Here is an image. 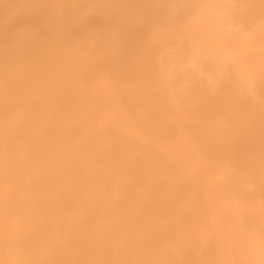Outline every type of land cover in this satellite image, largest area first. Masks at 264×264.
<instances>
[{"label":"rangeland","instance_id":"1","mask_svg":"<svg viewBox=\"0 0 264 264\" xmlns=\"http://www.w3.org/2000/svg\"><path fill=\"white\" fill-rule=\"evenodd\" d=\"M20 1H21V6L23 8L26 6V8L22 9V7H21L20 12H18V14L16 15L15 22H13L11 25V27L14 31V34H13L14 37L17 34H22L24 32L23 28L29 22L28 19H30L29 18L30 13L28 14V12H26V13H23V12H25V11L30 12L29 9L31 8L32 4L34 3V0H20ZM168 1L169 0H149L147 7H145V9L143 11H140L138 13L139 15H137V13H135V12L131 13L134 16H132L130 14V17L127 18L128 21L126 22V25L128 26V28L130 30L132 29L131 31L135 36L139 37V40H138L139 42H138L137 47H135L132 50H129V45L124 40L125 42H122L119 44V45H121L119 50H117V49L112 50L113 49L112 48L113 43H117V41H118V40L114 39V36L117 39L120 37L117 36V33H116L118 31L117 22L114 20V18L112 20L108 17V15L110 16L111 13L114 14V12H115L113 10L114 8L112 7V4H110L109 0H67V1L66 0H60L61 7L64 11V13H63V15H64V19H63L64 28H65V30L66 29L69 30V31L66 30L68 38L72 43L79 44L77 54L74 57L75 59L72 58V59L68 60L69 63H67V67H68V70L70 72L67 70L66 71L67 74H66V76H64L66 78L64 79L63 87L68 88V86H69L68 89H65V92H66V90H67V92H66L67 94L68 93L71 94L73 92L71 95L68 94V96H67V94L66 95L64 94L65 98H64V101H62V104H63L65 112H66V120H67L68 114H69L68 111L69 110L71 111L74 109L75 110L79 109L78 111H80V112H79L78 116L82 117L81 120L83 118L85 120H86V118L87 119L89 118L87 120V123H89L90 119L95 120L96 123L93 122L94 126H93L92 120H91V123L89 125L86 122H83V120H82L83 124H82L81 120H80L81 124H80V122L74 124V125H76V128L78 127L80 129V132H79L78 128H77V131L75 128V132L76 133L79 132V134L77 133L76 136H78V138H79V136L81 135V130H82V132H84V131L87 132L86 130H88L89 132H91L92 135L95 136V140L92 139L93 142H95L98 145V147L100 145H102V147L100 146L101 152L99 151V148H97L99 155L97 154L98 156H96V154L94 155V151H95L94 148L97 147V145L91 141L94 144V145L89 146L90 150L94 149V151L93 150L91 151V154L93 156H95V158L100 157L101 161L98 163V165L91 164L92 160H94V157L92 155H90L91 156V159L89 162L90 165L88 164L87 168H89V166H91L89 168V171L92 170L93 172H98L96 175H97V178H98V175L100 178L97 180H99V181L103 180V182L100 181V183L102 182L101 183L102 185L103 184L107 185V186L105 185L107 187V189H105L106 187H104V185L101 186L99 181H97L98 182V184H97L98 188L104 189L106 191L108 190L107 192H105L106 195H108V194L110 195V193H111L112 195L116 196L115 197L116 199H114L113 196L110 195L109 198L112 197L110 199L111 200L114 199V200L110 201V199L105 198L106 195H104L105 196L104 197L105 203L111 202L113 204V208L115 206L117 208L115 207L114 208L115 210L113 208L112 209L108 208L106 211H105V209H103L104 212H101L100 216H99V217H101V215H102L100 220L103 222V226L104 227L108 226V228H109V225L111 227L112 226L111 224H114L116 221H125V222L128 221L129 222V220L130 221L133 220L135 223L132 225L133 221L130 222L132 227L140 225V227L143 226V228H144V226L147 223H150L152 221H154V222L160 221V223H163L162 226H167V227L173 226L174 227V228L172 227L173 230L167 229L164 232V233L168 232L165 235L166 238L163 235L165 240H164V238L161 239L159 246L157 244V246L154 247V249L152 248L153 250L148 248V252H147V250H145L147 247H145L144 249L141 248L143 246H141L140 243L139 244L136 243L137 247H135L136 244H134L135 246L134 245L132 246L133 249L131 248L132 252H130V254H131L130 259L132 258L131 259L132 261H136L135 259H138L137 261L142 259L140 261V263L143 261L141 264H145L146 262L149 263L150 261L153 264H170V263L172 264L174 261L178 262V260L181 261V262L179 261V264L180 263L185 264V262H183L182 259H188L187 260L188 262L185 260L186 264L187 263L188 264H195V263L197 264L198 261H200V260L203 261V258L205 261L206 257H204V256H207L206 261L203 262L205 264H207L208 262H209L208 264H264V247H263V244H264V207H262V206H264V168H263L264 167V165H263L264 164V161H263V158H264L263 153L264 152H262V151H264V149H263V145L261 144L262 142L264 143V141H263L264 139H261L262 137L264 138V135H263L264 129L262 130V128H264V120H262V122H263L262 123L260 118H256V115H257L256 113L259 112L261 114L258 113L257 116L264 119V110H263L264 109V105H263L264 104V81L263 82L261 81V79L262 80L264 79V67L262 70L259 69L264 65V55H263L264 54V12L262 10L264 8L263 7L264 2L262 3L263 0L261 1V3H259V0H230V1L228 0V3H226L227 0H205L204 2L202 0H200V1L199 0H171L169 2ZM180 1H182L181 2L182 4L180 3ZM197 1H198L199 5H196ZM252 1H254V2H252ZM28 2H30L31 5ZM74 2H77L76 3L77 7L75 9H73V5H74L73 3ZM125 2L126 3L129 2L130 4H133L136 1L135 0H126ZM201 2L203 4V6H200ZM256 2L258 3V7L255 5ZM172 3H174V4H172ZM225 3L230 4V5H226ZM253 3H254V5H252ZM96 4H98V5L96 6ZM213 4H214V6L211 9L210 7ZM222 4H224V5H222ZM28 5H29V7H28ZM149 5L151 7H148ZM104 6H106V7H105V10L103 11L102 9ZM253 6L255 9L253 8ZM169 7H171V8H169ZM175 7H176V9H175ZM206 7H207V9H205ZM219 7H220V9H219L220 13L218 11ZM261 7H262V9H260ZM160 8L162 9V11ZM100 9H101V11H100ZM181 9H183V10H181ZM73 11H76V12L74 13ZM105 11L108 13H106ZM180 11H182L183 13ZM206 11H208V12H206ZM213 11L215 14L213 13ZM151 13L154 15H152ZM76 14H77V17H76ZM145 14H147V15H145ZM150 14H151V16H149ZM218 14H219V16H217ZM155 15H156V17H155ZM140 16H142V17H140ZM18 17H20V18H18ZM81 17L82 18L84 17V18L80 19ZM135 17H136V19H135ZM144 17H145L146 21H145ZM22 18H23V20L20 21ZM94 18H96V19H94ZM180 18H181V20H180ZM18 19L20 22H17ZM26 19H27V21H26ZM88 19H89V21H88ZM97 19H98V21H96ZM108 19L113 21V23H115V24H113ZM154 19H156V20H154ZM81 20L83 21L82 24L84 23V21L86 23H84L82 25ZM99 20H101V21H99ZM178 20H179V22H178ZM152 21H153V23H152ZM21 22H22V24H21ZM104 22H106V23H104ZM143 22L146 24H144ZM14 23H15V25H14ZM91 23L94 24L95 26L92 25ZM23 24H25V25H23ZM85 24H87V25H85ZM98 24L101 26H99ZM135 24L137 25L138 29L136 28ZM151 25L157 26V27L152 28ZM61 26H63V24ZM83 26H85L86 28ZM92 26L95 28L98 26L96 29H94L95 31L97 30L96 32L93 31ZM172 26H174V27L176 26L175 28L177 30L175 28H173ZM143 27H145L146 29H144ZM147 27L151 28V30L149 28L147 29ZM104 28H106V29H104ZM22 30H23V32H21ZM78 30H80V32H78ZM137 30H138L139 34H138ZM143 30L145 33L143 32ZM168 30H169V32H168ZM170 30H171V32H170ZM74 31L76 32L77 35L74 33ZM79 33L81 35H79ZM110 34H111V36H110ZM218 34L220 36H218ZM123 35H124V33H123ZM255 35L257 37V40L255 38ZM258 35H261V38H260V36L258 37ZM95 36H99L96 38L97 40L95 39ZM14 37H12L10 39V41L6 40L5 42H2V41L0 42L1 49H3V53L6 55V57H12L14 54H16V50H14V47H13V46H15V45H13ZM151 37H153L154 39H151ZM106 38L109 40H107ZM146 38H148V39H146ZM213 38H214V40H213ZM221 38H222V40H221ZM211 39H212V41H211ZM254 39H255V41H254ZM114 40H115V42H114ZM205 40H208V42ZM209 41H211L212 43H210ZM258 41H259V43L256 44L255 42H258ZM148 42H149V44H148ZM97 43H98V45H96ZM213 43H215V44H213ZM213 45H216V46L213 47ZM105 46L108 48H106ZM153 46H154V48H153ZM231 46H232V48H231ZM79 47H80V50L82 49L81 51L79 50ZM147 47H149V48H147ZM211 47H213V48L210 49ZM123 49H125V50L122 51ZM215 49H217V51L219 49V51H218L219 53H217V51ZM227 49H229V53H228ZM11 50H13V52ZM107 50H109V51H107ZM212 50H213V52H211ZM251 50H252V52L256 53V55L254 53L252 55ZM148 51H149V53H148ZM114 52H117L116 54L122 53V54H118V55H125V54L130 55L129 56L130 58H126L124 60L116 58V55ZM246 52H248V53H246ZM78 53H79V55H78ZM140 54H141V56H140ZM232 54H233V56H232ZM238 54H240V55H238ZM108 55H110V56H108ZM225 56H226V58H225ZM133 57H134V59H136L137 62L141 63L142 65H144L142 63V61H143L145 63V68L148 67V68H146V71L149 70L148 72L145 71V74L148 73V74H146V76L143 74V76H141L140 81H136V82L132 81V70L125 68L126 64L129 63ZM227 57L230 58V60L227 59ZM255 57H256V59H255ZM78 59L80 61H78ZM120 60H122L123 62L122 61L120 62ZM71 61H73V62H71ZM91 61H93L94 63H92ZM97 61L101 62V63L95 64V63H97ZM104 61H105V63H104ZM124 61H125V64H124ZM240 62L244 66L239 65ZM118 63H119V65H118ZM152 63H153V65H152ZM121 64H123L122 67H121ZM94 65H97V66H94ZM108 65H110L111 67ZM153 66L155 69L153 68ZM158 66H159V68H158ZM11 68L13 69V67H9V69H8L9 74L6 73L7 75H5V77H3V76L0 77V82H1L0 83V87H1L0 88V98L4 99V102L7 104L6 109L4 111L0 112V123L2 125L5 123L4 125H7V127H10V129L12 128L10 130L11 134L13 135V136L11 135L13 138L12 139V143H13L12 146L16 147V148H13L14 151H15V149L17 150V148L19 150L15 151V152L12 151L13 155L11 154V156H12V159L16 160V161H14V163L17 162V165H20V163L18 162V159H19L20 162H22L24 165L25 171L23 172V176H24V182L25 183L21 184V188H22V186L26 187L27 191L26 192L22 191L21 194H17L16 198L13 197L12 193L10 194V192L12 191V189H11L12 184L9 183L10 178L8 176H5L4 172L1 170V168L3 169V165H4L3 163L4 162H3L2 154H1L2 151L0 149V176H1L0 177V192H1L0 193V218L3 215L5 216V217L4 216L2 217L4 220L0 219V233L3 235V236L0 235V239L4 238V236H9L12 232V229L14 228L15 223L18 221V219L20 217H23V213L20 212L16 208L17 203H15V202H17V200L20 197L22 199L30 198L29 197L30 195H28V193H27L30 191V189L28 190V188H30L32 185H34V183L37 181V178L40 175V171H39L38 166L33 165L34 167H36L34 169V167L32 166V163L30 162V159L32 158V153L35 155L36 152H38L37 151L38 149L36 147V143H38L37 139L40 140V138L42 139L44 137V136L43 137L41 136V135H43L42 130H44V128L42 129L43 125L41 124V120H42V122H47L46 118L49 117V114L53 109L52 108L53 105L59 104L55 101L54 97L52 96L53 94H51L50 92H49L50 93L49 94L48 92L42 93L39 91L40 89H38V88L39 87L41 88L44 85V83H45L44 81L43 82L40 81L39 78H37L36 76L32 77V75H29L30 76L29 77L26 74L18 73L14 69L11 70ZM101 68H102V70H101ZM110 68L112 69L113 73L111 72ZM114 68H115V70H114ZM120 68L122 70H120ZM249 68H251L250 71H249ZM123 69L125 72L123 71ZM150 69L153 71H151ZM237 69L239 70V72ZM257 70H258V73H256ZM15 72L17 73L18 76L15 74ZM72 72H74V73L72 74ZM92 72H94L95 76L93 75ZM153 72H156V73H153ZM251 72H252L253 76H252V74H250ZM96 74L98 76H96ZM107 74L109 75V78H108ZM237 74L239 75V77H237ZM243 74H245V75H243ZM246 74H248V76ZM255 74H256V76H255ZM11 75H12V77H11ZM77 75H79V76L77 77ZM116 75H117L118 79H117ZM148 75L151 77H148ZM154 75L156 76L155 79H154ZM23 76H25V77H23ZM110 76H111V78H110ZM157 76H158V78H157ZM227 76H230V78ZM240 76H242V77H240ZM19 77H21V78H19ZM121 77L123 78V80L121 79ZM147 77H148V79H147ZM244 77L246 79H244ZM6 78H8V79L6 80ZM30 78H31V80H30ZM67 78H68V80H67ZM119 78L121 79V81H119L120 80ZM128 78H130L131 81H128V80H130ZM160 78L162 80H160ZM228 78L232 80V81L230 80L231 82L230 81L229 82L231 84L233 83L232 86H234V90L231 87V85H229L230 83H228L227 81H226L227 83L224 82L225 80H228ZM32 79H34V80L32 81ZM70 79L73 81H71ZM146 79H147V81H146ZM9 80L12 83L8 82L9 83L8 84L7 81H9ZM38 80H39V82H41L42 85L39 84V82L38 83L36 82ZM90 80L92 83H90ZM158 80H159V84H158ZM241 80H243L244 82ZM15 81L17 83H14ZM18 81H19V83H18ZM70 81H71V83H70ZM151 81L153 82L152 84H151ZM130 82L131 83L134 82V83H132V85H131ZM73 83H75V86ZM163 83H165V84L163 85ZM2 84H5V86L4 85L2 86ZM17 84H20V85L18 86ZM71 84H72V86H71ZM76 84H78V85H76ZM93 84H94V86H93ZM127 84H130V85L127 86ZM153 84H154V86H153ZM223 84H225V85H223ZM104 85H107L106 86L107 89ZM117 85L119 88L117 87ZM226 85H228V86H226ZM33 86H36V87H33ZM65 86H67V87H65ZM78 86H79V88H78ZM129 86L131 87V89ZM2 87L5 90H2ZM8 87L10 89L9 92H8V90H9ZM14 87H16V88H14ZM134 87L136 89V92H134L135 94L133 93ZM138 87H141V88L143 87V88L140 89ZM226 87H228V88H226ZM72 88H74V89L72 90ZM97 88L98 89L100 88L101 91L98 90ZM113 88L116 91L113 90ZM154 88H158V89H154ZM223 88H225V89L223 90ZM34 89L37 91H33ZM70 89L72 92L70 91ZM79 89H80V91H79ZM127 89H130V92H132V93H130ZM138 89H139V91H137ZM151 89H152V91H151ZM229 89H231V90H229ZM1 90H2V92H1ZM18 90H19V93H18ZM77 90H78V92H77ZM131 90H133V91H131ZM141 90H143V91H141ZM225 90H228V91L233 92V93L232 94H230V92L224 93ZM147 91H149V93ZM221 91H222V93H221ZM35 92L37 94H35ZM157 92H158V94H156ZM14 93L16 96L14 95ZM74 93H75V95H74ZM98 93H100L101 98H100V95ZM102 93H103V95H102ZM105 93H106V96L104 98L103 96L105 95ZM108 93H109V95H108ZM136 93H138L139 95ZM150 93L151 94L153 93V95H151ZM154 93H155V95H154ZM163 93L167 97L164 96ZM220 93H221V95H220ZM8 94L10 95V97ZM31 94L32 95L35 94V95L32 96ZM110 94H111V96H110ZM223 94H225V95H223ZM227 94H228V96H226ZM234 94H236L238 97L240 96L239 97L241 99L240 104H239L240 100H236V98L237 99H239V98ZM81 95L82 96L84 95V97H81ZM115 95L118 97H116ZM156 95H158V96L155 97ZM229 95H231V97L233 95L234 97L233 98H231V97L227 98V97H229ZM2 96L3 97L5 96V97L3 98ZM36 96H38V98ZM66 96H67V98H66ZM92 96H93V98H92ZM98 96H99V100H98ZM124 96H126L125 97L126 99L124 98ZM133 96L136 97V100H134ZM152 96H153V99H152ZM161 96L163 98L165 97V99H164L165 103H168V102H169V104L172 103L170 106H172L173 109L171 107H169V105L164 104L163 101H159V100H163V98ZM6 97L9 98L8 99V101L10 100L9 102L7 101ZM45 97H48V98H45ZM49 97H51V98H49ZM72 97H73V99H72ZM159 97H160V99H158ZM222 97H225L224 103L222 102L223 101ZM12 98L14 100L18 99L17 102H15L16 100L14 101ZM87 98H88V100H86ZM109 98H111V99H109ZM140 98H141V100H140ZM147 98H149L150 100ZM167 98L169 100H167ZM219 98L222 99V101H220ZM226 98H227V100H226ZM23 99L26 101H24ZM40 99L44 103L39 101ZM123 99H125V101H123ZM137 99H138L139 104L141 101L143 103L144 102L145 103L140 104V105H136V106H142V108L146 112L148 111V114L150 117L147 115V113H146V116H144L145 111L143 109H141L140 107L135 106V109H134V107L131 108L132 105L138 104ZM145 99L148 101H151V102H152V100L153 101L155 100L152 103V105H155V104L158 105L159 103L161 105L164 104V105H162L163 108H165V110L169 109V110H167V112H169V113L165 114L166 111L164 112V109L162 107H160V105L159 106L156 105L157 107L151 106L150 105L151 102L148 103V101H145ZM156 99H158V100H156ZM30 100L32 102H30ZM35 100H36L37 105L34 104ZM49 101L54 102L55 104L48 103ZM72 101H74V102H72ZM75 101H76V103H75ZM105 101H106V103H105ZM113 101L115 104L113 103ZM129 101H134L135 104H134V102H129ZM157 101H158V103H157ZM217 101H218V103H219V101L221 103H219V105H218ZM244 101H245V103H247V105H246L247 107L243 105V104H245V103H243ZM261 102H262V104H261ZM28 103L33 104V105H29ZM72 103H75L76 105H74ZM24 104H25V106H24ZM68 104H69V106H68ZM70 104L74 105V107H72V106L70 107ZM77 104H79V105L77 106ZM84 104H86V106L88 105L87 107H90V108L85 107ZM124 104H126V105L128 104L129 106L127 105V108H125L126 105H124ZM51 105H52V107H51ZM113 105H116V106H113ZM143 105L145 106V108ZM149 105L152 108H150ZM13 106L17 109L20 108L18 110L20 113ZM31 106H33V109ZM106 106L107 107L109 106L108 109ZM77 107H78V109H77ZM83 107H85V108H83ZM128 107H130L131 109ZM154 107L156 108V110ZM22 108H23V111H22ZM118 108H120L122 110V112H120L121 110ZM157 108H159V109H157ZM28 109H31L32 111H30ZM45 109H47V111H44ZM89 109H91V110H89ZM132 109L135 111H132ZM136 109L138 112L136 111ZM151 109H154V110H151ZM174 109H176V110H174ZM257 109L259 110L258 112H257ZM10 110H11V112H10ZM27 110L30 112V114ZM35 110L38 113H36ZM92 110H94V111H92ZM129 110H130V112L132 111V114L129 112ZM255 110H256V113H255ZM34 111H35V113H34ZM48 111H49V113H48ZM84 111H85V113L87 112L88 114L86 113L87 115H85L83 113ZM139 111L141 113L144 112V114H139L140 113ZM160 111H162V112H160ZM172 111L174 114L172 113ZM177 111H178V113H177ZM250 111H252L255 114V117L253 116L254 118L252 117V115H250V114H253ZM23 112H26V113H23ZM105 112H106V114H105ZM109 112H110V114H109ZM112 112H113V116H112ZM124 112H125V115H124ZM127 112L130 113L129 116H128ZM163 112H164V114H162ZM9 113H11V114H9ZM80 113H82L83 115ZM114 113H115V115H114ZM119 113L121 114V116ZM137 113L139 115H137ZM170 113L173 115H170ZM117 114H119V115H117ZM133 114L135 116H133ZM9 115H11V116H9ZM88 115L92 116V118L88 117ZM123 115L125 116V118ZM3 116H5V117H3ZM15 116H17V118ZM26 116H29V117L27 118ZM35 116L36 117L39 116L41 118H39V117L36 118ZM42 116H43V118H42ZM142 116L147 117V118L148 117L151 118L153 116H155V117L152 120L148 118L149 119L148 120L147 118H143ZM168 116L169 117L171 116L170 119L168 118ZM6 117H8V118L6 119ZM11 117L13 118V122H12ZM18 117L19 118L21 117L20 120H21V122L23 121V123H22L23 126L25 125L24 122L26 123V122H28L27 120L33 118L31 120H33L34 123L31 124L28 122L29 123L28 126L26 124L24 128L30 130L28 132H31L33 130L31 136L35 137L34 138V144H35L34 149L29 150L27 147H24L25 145L20 146V147H24V148L19 147V142H20L21 137H15L16 135L18 136V134L21 136L19 130H17V132H16V129H18V126L21 124V122H19V120H18L19 119ZM14 118L17 120V123H15L16 120ZM107 118H108V122H110L112 124L107 123V120H106ZM117 118H118V120H117ZM255 118L258 120H255ZM5 119L7 120V123H6ZM56 119H58V117L55 118V121L58 123L60 118H59V120H56ZM99 119H100V123H99ZM101 119L103 120V122L105 120V123H103ZM155 119H156V122L158 120L157 125H156ZM1 120H2V122H1ZM4 120H5V122H4ZM9 120H11V124H10ZM111 120H112V122H111ZM150 120H151V122H150ZM153 120L155 123H153ZM123 122H124V124H123ZM131 122H133V123H131ZM135 122L136 123L138 122L137 123L138 125ZM172 122H173V124H172ZM12 123H13V126H12ZM97 123L100 125L99 127H98ZM159 123H161V125ZM260 123H262L263 126ZM141 124H143L144 128ZM8 125H11V126H8ZM102 125H103V127H102ZM106 125H107V127H106ZM111 125H113V126H111ZM147 125H149V126H147ZM14 126H16V127H14ZM84 126L86 127V129L82 128ZM92 126H93V128H92ZM31 127H32V129H30ZM90 127H91V129H89ZM95 127H97V128H95ZM128 127H130V128H128ZM257 127L259 129H256ZM131 128H133V129H131ZM138 128L139 129L142 128V129L138 130ZM92 129H96V130H94V132H93ZM99 129H100L102 134L100 133ZM150 129L155 130L156 132L152 131ZM142 130H143V132L146 131L145 132L146 134L143 133ZM172 130H173V132H172ZM36 131H37V133H36ZM40 131H42V132H40ZM150 131H152L151 134H150ZM160 131H162V132H160ZM210 131H212V132H210ZM255 131H256V134L258 133L257 135L261 136V137L258 138V136L255 134ZM38 132L40 135L38 134ZM104 132H105V134H104ZM167 132H168V134L171 133L170 134L171 136L173 135L171 137L172 140L170 138V135L166 134ZM93 133H95V134H93ZM140 133H142V134L140 135ZM160 133H161V135L165 134L166 136L165 135H163V136L164 137L168 136V138L166 139V138L162 137L160 135ZM204 133H206V134H204ZM207 133H208V135H207ZM209 133H210V135H209ZM260 133H261V135H260ZM153 134H155V136ZM146 135H147V137H146ZM245 135L247 137H245ZM248 135H249V137H248ZM36 136H38V138H36ZM76 136H74L73 138H76ZM115 136L116 137L118 136V137L116 138ZM151 136H152V138H149ZM174 136L176 139L173 138ZM235 136H236V138H235ZM96 137H99V138H96ZM103 137H104V139H103ZM154 137H156V139ZM159 137H161L163 140L160 139ZM232 137L234 138L235 141H232L233 140ZM239 137L243 138V139H240ZM122 138H123V140H122ZM142 138H144V140ZM157 138L160 139L161 141L157 140ZM255 138H257V139L255 140ZM218 139H219V143H218ZM224 139H226V140H224ZM35 140L37 142H35ZM97 140H99L100 142ZM149 140H150V142H149ZM152 140H155V141H152ZM237 140H239L240 144H237L238 143ZM241 140L245 144V148H246V146L248 148H246V149L243 148L244 144L243 143H242L243 145L241 144ZM76 141H77V139H76ZM76 141H74V142L76 143ZM156 141H157V143L159 142L160 144H157ZM224 141H226V142L228 141V144H226ZM14 142H15V144H14ZM74 142H73V144H74ZM167 142H168V144H167ZM221 142H222V144H221ZM223 142L226 145H224ZM233 142H235V144ZM252 142H253V146L255 147V149H257L259 147V145L260 146L262 145V147L253 151L254 148L252 146ZM254 142H257V143L254 144ZM259 142H260V144H259ZM67 143L64 142V144L63 143L62 144L66 145ZM153 143H155L157 145V147L154 146ZM248 144H251L250 147H252V148H249ZM221 145L225 146L227 149ZM66 146H68V145H66ZM93 146H94V148H93ZM237 146H238V148H243V149H237ZM256 146H258V147L256 148ZM91 147H92V149H91ZM163 147H165V148L163 149ZM173 147H175V148H173ZM232 147H233V149H232ZM25 148H27V149H25ZM101 148H103V149L106 148L107 151H104ZM121 148H123V149H121ZM176 148H177V150H176ZM224 148H225V150L223 151ZM230 148H231V150H230ZM124 149H125V152L127 155H125V153L122 152V151H124ZM130 149H131V151H130V153H128V150H130ZM235 149H236V152H235ZM244 149H245V153L248 152V154L251 156L256 151L259 153L256 152L257 155H256V153L254 154V155H256V157L253 156L251 158V156L249 157L248 154L245 155V153H244V155H243L242 150L244 152ZM247 149H249V150H247ZM250 149L253 153H251ZM28 150L31 153H29ZM108 150H109V152H108ZM134 151L137 153H135ZM168 151L170 153H172V155L176 158H173V156L170 153H168ZM228 151H231V153ZM222 152H224V153H222ZM20 153L22 155H19ZM159 153H160V155H159ZM162 153H164V154L162 155ZM233 153H235V155ZM26 154H28V155L30 154L31 156L29 155L27 157ZM100 154H102V157ZM128 154H131L132 156L131 155L129 156ZM141 154H143L144 157H146V156L148 157V155H149L148 161H146V160L143 161L140 158ZM229 154H233L234 156H236V154H237L238 157L236 156L234 158L233 155H232L233 157H231V155H229ZM240 154H242V155H240ZM258 154H260V156H262L261 160H259ZM107 155H109V156H107ZM239 155L241 156L240 159H239V157H240ZM163 156L165 159H167L168 162L163 158ZM109 157H111V158H109ZM112 157L114 158V160L112 159ZM116 157H117V159H116ZM150 157H151V159L153 158V160H151ZM247 157H249V158H247ZM50 158L52 159L51 161H53V162H51V161L50 162L53 164L55 162V159L53 157H50ZM104 158H107V160H105ZM131 158L132 159L134 158V161L135 160L136 161L134 162ZM136 158L139 160H137ZM108 159L109 160L111 159V161L113 160L112 163H113L114 167H112V168L110 167V166H112V163ZM256 159L261 161V163L257 162ZM98 160H99V158H98ZM149 160H150V162H149ZM130 161H131V163H130ZM159 161H161V162H159ZM101 162L103 164L102 166H100ZM138 163H140V164H138ZM145 163H146V165H144ZM151 163H153V165ZM167 163H169V165ZM125 164H127V168H125L126 167ZM172 164H175V166L173 167ZM108 165H110V166H108ZM136 165H138V166H136ZM156 165H158V166H156ZM166 165L168 167H166ZM176 165H178V167H176ZM96 166H100L101 168L96 167ZM104 166H106V168L108 166L109 170L106 168H102ZM152 166H154V167L152 168ZM138 167H141L140 168L141 170ZM164 167H166V169ZM156 168H158V169H156ZM160 168L162 169V172L158 171ZM94 169H96V170L94 171ZM148 169L151 171V173ZM155 169L157 170L156 173H155ZM180 169H182V170H180ZM37 170H38V172H37ZM102 170L104 171V173ZM131 170H134V171H131ZM163 170L164 171L166 170L165 171L166 173ZM100 171H102V172H100ZM139 171H141V173H144V172L145 173L144 174H141V173L138 174ZM152 171H153V173H152ZM181 171H183V173ZM189 171L191 173L193 172L194 176L191 175V173ZM132 172H134V173H132ZM184 172L186 173V177L188 176L187 178L185 177ZM195 172L197 173L198 176H195L196 175ZM37 173H38V175H35ZM72 173H71L70 177H73V176L76 177L77 172L73 171ZM105 173H106V175L109 176L108 178L106 177ZM127 173H130V174L128 175ZM162 173H163V175L165 174L164 177L161 176ZM168 173L169 174L171 173L172 175H169ZM119 174L122 175V176H120L121 178L119 177ZM166 174H167V176H166ZM77 175H78V173H77ZM103 175H104L105 179H104ZM136 175L137 176L143 175L142 180H144V179L145 180L141 181V182L143 183L145 181H148V183L147 182L146 183L149 185H147L146 183L145 184L153 192L156 191L155 194H153V195H152L153 192L150 193L151 191L145 192V194L143 193V191H141L145 195V197H144V195L142 193H140V190H142V189L138 190L136 188V187H138V188H141V187L137 185L136 187H134L135 190L132 191L133 192L132 194L135 196V194L140 193L138 195L139 197H137V195L135 196L136 201H138V203L136 201H133L135 199L134 196H133V198L131 196H129L128 197L129 199L127 198V200L123 196H122L123 198L120 197L121 196L120 195L121 188L124 185L130 184V182L133 180V177ZM144 175H146V176L148 175V177H147L148 179H146V176L144 177ZM173 175L175 177H173ZM116 176L119 178H117ZM160 176H161V178H160ZM165 176H166V178H165ZM66 177H68V176H66ZM110 177H112V178H110ZM176 177H178V178H176ZM14 178L17 179L16 176H14ZM149 178H150V181H149ZM162 178H164V179H162ZM169 178H170V180L172 179L173 181L171 180L172 181L171 182L170 180H168ZM180 178H183V179H180ZM192 178L196 183L194 181L192 182ZM109 179L112 182L109 181V183H107V181ZM112 179L116 180V181L114 182ZM140 179H141V177H140ZM153 179L157 180V181L159 180V181L157 182V181H154ZM160 179H161V181H160ZM187 179L190 181H188ZM31 180H33V181H31ZM165 180H167V181H165ZM177 180H180L179 182H183V183H179V182H177ZM200 180H201V182H200ZM122 182L126 183V184H122L123 186L121 184H119ZM166 182H169V183H166ZM176 183H177V185H176ZM184 183H186L189 186H185ZM204 183H205V185H204ZM114 184H115V186H113ZM161 184L162 185H173L172 188H174V189L175 188L178 189L179 188L178 184L179 185L181 184L182 188L184 190L182 188H179V189L182 190L183 193H185L184 198L187 197V201L184 200L182 203L183 205H181L180 201H182L181 199H183V196H181V195H183V193L181 194V191L180 190L177 191V189L176 190L170 189L171 186H169V187L165 186L166 189L164 188L165 190L164 189L161 190V188H162ZM200 184H201V186H199ZM213 184H214V186H213ZM117 185L119 186V188ZM146 185L144 187H147ZM156 185H158V186H156ZM181 185H180V187H181ZM183 185L185 187H190L191 185H192L191 187H193V186H195V187H193V189L191 187H190L191 189L188 188V190H189V193H188L187 192L188 190H186V188L183 187ZM6 186H8V187H6ZM174 186H176V187H174ZM159 187H161V188H159ZM196 187L197 188L199 187V188L197 189ZM154 188H156V189H154ZM157 188L160 189V191H161L160 193H159V190ZM167 188H169V189H167ZM204 188H206V189H204ZM110 189H113L114 192L112 190H111V192H109ZM136 190H138V192ZM168 190H170V194L172 192L171 196H168V195H170ZM185 190H186V192H184ZM2 191H3V193H2ZM175 191H176V193H178V195L174 193ZM190 191H192V193ZM135 192H137V193H135ZM164 192H166L168 194H166ZM208 192H209V195H208ZM148 193H150V194H148ZM161 194H163V196ZM187 194L190 195L191 197L186 196ZM191 194H194V195H191ZM11 195H12V197H11ZM141 195H143V197ZM2 196L4 199L2 198ZM164 196L168 197V199L167 198L165 199ZM173 196H176V199ZM192 196H194L195 198ZM147 197L148 198L151 197V198H149V200H148ZM170 197H172L173 202H172ZM120 198H121L123 203L121 202ZM139 198L142 199V201ZM177 198L180 200L179 201L180 205L178 204V202H175L177 200ZM151 199L153 200V203H152ZM164 199H165V201H164ZM188 199H189V201H188ZM117 200L118 201L120 200L119 202H121L122 204L118 203ZM154 200H156V201H154ZM166 200H168V201H166ZM190 200H194V202H196V204ZM157 201H158L159 205H158V203H156ZM124 202L126 203V205H129L128 208L130 207V210L127 208L126 205H124L125 204ZM132 202H133V204H132ZM168 202H169V204H168ZM174 202L177 203L178 205L177 204L174 205ZM188 202H190V203L188 204ZM134 203L136 204L137 207L135 206ZM138 204H139V206H138ZM166 204L169 206L168 208H170L171 207L170 204H172L173 210L175 212L172 210V207L170 209H168L166 207L167 206ZM123 205H124V207H123ZM132 205H133L134 209H133ZM176 205L179 206V209L181 207L182 210L185 207H187V208H185L186 211L188 210V212L186 213L187 215L184 214L185 209H184V212L180 211V213L182 212L183 214L178 213L181 216L176 214L177 212H179L178 207H174ZM185 205H187V206H185ZM145 206L147 208H145ZM121 207H123V209H121ZM131 207H132V210H131ZM142 207L144 209L143 211H142ZM161 207H162V210H161ZM92 208L93 209L96 208L95 203L92 204ZM124 208H125V210H124ZM135 208H137V209H135ZM188 208H191V210ZM127 209L129 211H127ZM163 209L165 211H163ZM90 210H92V209L90 208ZM108 210H110V211L108 212ZM168 210H170V213ZM132 211H134V213ZM141 211H142V213H141ZM167 211H168V214L166 215L165 212H167ZM171 211H173V212H171ZM189 211L191 213H189ZM122 212H124V213L122 214ZM138 212H139V214H138ZM148 212L151 214L152 218H149V214H147ZM140 213H141V215H140ZM159 213H161V214H159ZM188 213H189V215H188ZM17 214H19V217ZM74 214L76 215L77 218L78 217H79V219L81 218V215L79 216L78 212L76 213V211H75ZM126 214H127V217H126ZM132 214L135 217H133ZM156 214H157V216H156ZM158 214H159V216H158ZM171 214L173 217H171ZM175 214L178 216H176ZM153 215H155V216H153ZM184 215H186V216H184ZM190 215H191V217H190ZM115 216H117V218H121V216H122V219H114V218H116ZM143 216L147 217V219H144ZM182 216L184 218L185 217L186 218L183 219ZM187 216L190 217L188 220H187ZM103 217H105V218L103 219ZM110 217L112 220L110 219ZM129 217H132V218H129ZM136 217H137V219H136ZM157 217H159V218H157ZM177 217H180V218L182 217V219L177 218ZM191 218L194 220H191ZM107 219L109 221L110 220L111 221L108 222ZM141 219H143L142 220L143 222L141 221ZM163 219H164V221L167 219V221L165 222V225H164ZM183 220L184 221L187 220V221L183 222L184 225H183V223H180ZM190 220H191V223H190ZM137 221H138V223H136ZM187 222L192 224L191 227L193 226L192 228L195 229L196 231L193 230L192 228H189L190 225L187 226V228H189V229H185L184 228V227H186L185 223L188 224ZM109 223H111V224H109ZM143 223H146V224H143ZM177 223H179L180 225H177ZM175 229H177L178 231ZM179 230H181V231H179ZM184 230H186V231H184ZM179 232H183V233L185 232V233L183 235V233L179 234ZM193 232H194V234H196V235H194V237L192 234L191 235L186 234V233H193ZM170 233L172 234V236ZM200 234H202V235H200ZM180 235H181V238H183V240H181ZM184 236H187V237L189 236L188 238L190 239L191 243H189L187 245L186 241L184 240V239H186V237H184ZM191 236L194 239L196 236V239L197 240L199 239V240L198 241H196V239H195V241L191 240L192 239ZM175 237L179 238L180 240L176 239V241H175ZM202 237L204 240L202 239ZM200 238H201V240H200ZM189 239H186V240L189 242ZM163 240H164V242H163ZM172 240H174V243H172ZM181 241H182V243H183V241H185V243L181 244ZM192 241H194V242H192ZM194 243L197 245L196 246L197 248L195 246H192V247L190 246V244L194 245ZM185 244L187 245V247ZM139 245H140V247H139ZM260 245L262 247H259ZM178 246H180V247H178ZM157 247H158V249H157ZM188 247H191V249H192V250L190 249L191 253H190ZM193 247H195V248L193 249ZM184 248H185V250L187 249V251H189V252L184 253L183 252V251H185ZM206 248H207L208 252L206 251ZM162 249H163V252H161ZM204 249H205V252H204ZM137 250H138V252L145 250L146 252H144V254H143V255H145V257L143 255H141L142 253H138ZM150 250H152L153 252H151ZM195 250L196 251L198 250V252L200 251L199 255H198V252H195ZM209 250H210L211 254H210ZM192 251H194V252H192ZM201 252H202V255H203V253L205 254L202 258H201V256H202ZM183 253H184V255L186 254L185 256H187V257L184 258L181 255ZM191 254L193 255V258L196 259L197 261L196 260L194 261V259H193V260H190V262L192 261V263L189 262V259L192 258ZM140 256H142L144 259L147 258L146 262ZM147 256L150 258L149 260H148ZM173 256H174V258H173ZM189 256H190V258H189ZM209 256L211 257L210 259H209ZM181 257H182V259H181ZM169 258H170V260H169ZM201 261L198 264H201L202 263ZM152 263H149V264H152Z\"/></svg>","mask_w":264,"mask_h":264},{"label":"bare ground","instance_id":"2","mask_svg":"<svg viewBox=\"0 0 264 264\" xmlns=\"http://www.w3.org/2000/svg\"><path fill=\"white\" fill-rule=\"evenodd\" d=\"M67 1V0H66ZM110 1V4H112V7L114 8L113 10L115 11L114 12V14L113 13H111V15L109 16L108 15V17L110 18V19H112L113 20V18H114V20L117 22V25H118V31L116 32L117 33V36H119L120 38H115V36H114V39L115 40H118L117 41V43H113V49L112 50H114V49H117V50H119V48L121 47V45H119L120 43H122V42H127L128 43V45H129V50H132V49H134L135 47H137V45H138V40H139V37H137V36H135L133 33H132V29L130 30L129 28H128V26L126 25V22L128 21L127 20V18L128 17H130V14L131 13H133V12H135V13H137V15H139L138 13L140 12V11H143L144 9H145V7H147V4H148V2H149V0H135L136 2H134L133 4H130L129 2L128 3H126L125 1L126 0H109ZM169 1H171V0H169ZM168 1V2H169ZM200 1V0H199ZM203 2L205 1V0H202ZM230 1V0H229ZM261 1L262 0H259V3H261ZM173 2V1H172ZM182 1H180V3H181ZM211 2V1H210ZM220 2V1H219ZM218 2V3H219ZM252 2H254V1H252ZM258 2V1H257ZM256 2V6L258 7V3ZM264 2V0L262 1V3ZM30 5H31V3L30 2H28ZM77 2H74L73 4V9H75L76 7H77V4H76ZM197 3H198V1H197ZM196 3V5H199V3L197 4ZM207 3V2H206ZM212 3V2H211ZM226 3H228V0L226 1ZM225 3V4H226ZM25 4V3H24ZM172 4H174V3H172ZM182 4V3H181ZM201 4H202V2H201ZM200 4V6H203V4L201 5ZM98 4H96V6H97ZM161 5V4H160ZM195 5V4H194ZM222 5H224V4H222ZM226 5H230V4H226ZM233 5V4H232ZM252 5H254V3L252 4ZM261 5V4H260ZM25 6V5H24ZM65 6V5H64ZM107 6V5H106ZM106 6H104L103 7V11L105 10V7ZM167 6V5H166ZM206 6V5H205ZM208 6V5H207ZM210 6V5H209ZM214 6V4L213 5H211V9H212V7ZM221 6V5H220ZM255 6V7H256ZM263 6V5H262ZM21 1L20 0H0V42L2 41V42H5L6 40H9L10 41V39L12 38V37H14L13 36V34H14V31H13V29H12V27H11V25H12V23L13 22H15V19H16V15L18 14V12H20V9H21ZM28 7H29V5H28ZM148 7H151L150 5L148 6ZM185 7V6H184ZM198 7V6H197ZM264 7V6H263ZM24 8H26V6L24 7ZM23 7H22V9H24ZM165 8V7H164ZM169 8H171V7H169ZM168 8V9H169ZM209 8V7H208ZM209 8V9H210ZM253 8H254V6H253ZM110 9V8H109ZM147 9V8H146ZM161 9V8H160ZM175 9H176V7H175ZM205 9H207V7L205 8ZM204 9V10H205ZM215 9V8H214ZM220 7L218 8V11H219V13H220ZM255 9V8H254ZM258 9V8H257ZM260 9H262V7L260 8ZM30 10V12L29 11H25V12H23V13H26V12H28V14L30 13V19H28V23H27V25H25V24H23V25H25L24 26V32H23V30L21 31V32H23L22 34H17L15 37H14V40H13V45H15V46H13L14 47V50H16V54H14L12 57H6V55L3 53V49H1V46H0V77L1 76H3V77H5V75H7L6 73H8V69H9V67H13V69L15 70V71H17L18 73H21V74H26V75H32V77L33 76H36L37 78H39V80L40 81H44L45 83H44V85L40 88H38V89H40L39 91L40 92H42V93H44V92H50L51 94H53L52 96L54 97V99H55V101L57 102V103H59L58 105H56L54 102H51V101H49L48 103H53V104H55V105H53V107H52V105H51V107L53 108H51L52 109V111L50 112V114H49V117L48 118H46V120H47V122H42V120H41V124L43 125V127H42V129L44 128V130H42L43 131V135H41L43 138L41 139L40 138V140H38L37 139V141H38V143H36V147H37V151L38 152H36V154L34 155L33 153H32V158L30 159V162L32 163V166L33 165H36V166H38V168H39V171H40V175H39V177L37 178V181L34 183V185H32L30 188H28V190L30 189V191L29 192H27L28 193V195H30L29 197L30 198H28V199H22L21 197L17 200V202H15V203H17L16 204V208L20 211V212H22L23 213V217H20L19 219H18V221L15 223V225H14V228L12 229V232H11V234L9 235V236H4V238H1L0 239V264H141L140 263V261L142 260V259H140L139 261H137L138 259H135L136 261H132L131 259H130V252H132L131 251V248H132V246L134 245V244H141V246H143V247H141V248H145V247H147L145 250H147V252H148V248L149 249H154V247H156L157 246V244H158V246H159V243H160V241H161V239H163L164 237H165V235H166V233H168V232H166V233H164L167 229H169V230H173V224L171 225L172 227H167V226H162V224L163 223H160V221L158 222H154V221H152V222H150V223H143V224H146L145 226H144V228H143V226L142 227H140V225H137V226H133L132 227V225L133 224H135L134 223V221L133 220H131V221H133V223H132V225L130 224V220H129V222L128 221H114L115 223L114 224H111V223H109V224H111L112 226L110 227V225H109V228H108V226L106 227H104L103 226V222L100 220L101 219V217H102V215H101V217H99L100 216V213L101 212H104L103 211V209H105V211L108 209V208H113V204L111 203V202H108V203H105V198H108V199H110V198H112V197H110L109 198V196L110 195H112L111 193H110V195L108 194V195H106L105 194V192H107L106 190H104V189H101V188H98V186H97V184H98V182L97 181H99V180H97V179H99L100 177H99V175H98V178H97V173L98 172H93L92 170L91 171H89V168L91 167V166H89V168H87V166H88V164H89V162H90V159H91V156L90 155H92L91 154V151L93 150L94 151V149H95V151H94V155L96 154V156H98L99 154H98V151H97V148H99V151L101 152V150H100V146L102 147V145H100L99 147H98V145L95 143V142H93V140L92 139H94L95 140V136L94 135H92L91 134V132H89L88 130H86L87 132H85L84 130L86 129V127L84 126V127H82V128H85L83 131L84 132H82V130H81V135L79 136V138H78V136H76V134L78 133L79 134V132H80V129L78 128V130H79V132H75V128H76V125H74V124H76V123H79L80 122V120H81V116L79 117L78 115H79V112L80 111H78L79 109H78V107H77V109L78 110H67L68 112H69V114H68V118H67V120H66V112H65V109H64V106H63V104H62V101H64V98H65V95L67 94L66 92H67V90H66V92H65V89H68L69 88V86H68V88H64L63 87V82H64V79L66 78V77H64V76H66V74H67V70H68V67H67V63H69V61L68 60H70V59H72V58H74L75 57V55L77 54V51H78V45L79 44H76V43H72L70 40H69V38H68V35H67V32H66V30H65V28H64V23H63V19H64V15H63V13H64V11H63V9H62V7H61V3H60V0H34V3L32 4V6H31V8L29 9ZM173 10V9H172ZM181 10H183V9H181ZM263 10V12H264V8L262 9ZM261 10V11H262ZM23 11V10H22ZM66 11V10H65ZM100 11H101V9H100ZM138 11V12H137ZM161 11H162V9H161ZM211 11V10H210ZM216 11V10H215ZM222 11V10H221ZM258 11V10H257ZM260 11V12H261ZM74 13L76 12V11H73ZM106 12V11H105ZM148 12V11H147ZM153 12V11H152ZM180 12H182V11H180ZM206 12H208V11H206ZM78 13V12H77ZM106 13H108V12H106ZM142 13V12H141ZM144 13V12H143ZM172 13V12H171ZM174 13V12H173ZM183 13V12H182ZM213 13H214V11H213ZM22 14V13H21ZM152 14V13H151ZM151 14L149 15V16H151ZM156 14V13H155ZM208 14V13H207ZM215 14V13H214ZM213 14V15H214ZM132 15V14H131ZM145 15H147V14H145ZM152 15H154V14H152ZM4 16V17H3ZM22 16V15H21ZM97 16V15H96ZM106 16V15H105ZM132 16H134V15H132ZM136 16V15H135ZM183 16V15H182ZM217 16H219V14L217 15ZM76 17H77V14H76ZM140 17H142V16H140ZM155 17H156V15H155ZM160 17V16H159ZM205 17V16H204ZM209 17V16H208ZM18 18H20V17H18ZM84 18V17H83ZM82 17L80 18V19H83ZM139 18V17H138ZM167 18V17H166ZM212 18V17H211ZM90 19V18H89ZM89 19H88V21H89ZM94 19H96V18H94ZM110 19H108V20H110ZM131 19V18H130ZM135 19H136V17H135ZM134 19V20H135ZM142 19V18H141ZM144 19H145V17H144ZM178 19V18H177ZM23 20V18L20 20V21H22ZM102 20V19H101ZM101 20H99V21H101ZM154 20H156V19H154ZM166 20V19H165ZM180 20H181V18H180ZM19 21V19H18V21L17 22H20ZM26 21H27V19H26ZM96 21H98V19L96 20ZM111 21V20H110ZM144 21V20H143ZM145 21H146V19H145ZM82 20H81V24H82ZM103 22V21H102ZM112 23H113V21H111ZM136 22V21H135ZM156 22V21H155ZM154 22V23H155ZM178 22H179V20H178ZM84 23H86L85 21H84ZM83 23V24H84ZM104 23H106V22H104ZM138 23V22H137ZM142 23V22H141ZM140 23V24H141ZM144 23V22H143ZM152 23H153V21H152ZM157 23V22H156ZM21 24H22V22H21ZM63 24V26H61ZM82 24V25H83ZM88 24V23H87ZM87 24H85V25H87ZM92 24V23H91ZM102 24V23H101ZM113 24H115V23H113ZM134 24V23H133ZM144 24H146V23H144ZM159 24V23H158ZM177 24V23H176ZM14 25H15V23H14ZM68 25V24H67ZM92 25H94V24H92ZM99 25V24H98ZM110 25V24H109ZM136 25V24H135ZM153 25V24H152ZM151 25V27L152 28H154V27H157V26H152ZM90 26V25H89ZM88 26V27H89ZM95 26V25H94ZM99 26H101V25H99ZM107 26V25H106ZM116 26V25H115ZM132 26V25H131ZM15 27V26H14ZM83 27H85V26H83ZM93 27V26H92ZM98 27V26H97ZM96 27V28H97ZM173 28H175L174 26H172ZM86 28V27H85ZM95 27H93L92 29H93V31H95L94 29H96ZM100 28V27H99ZM108 28V27H107ZM136 28H137V25H136ZM144 29H146L145 27H143ZM149 27H147V29H148ZM160 28V27H159ZM178 28V27H177ZM89 29V28H88ZM104 29H106V28H104ZM138 29V28H137ZM150 30H151V28H149ZM162 29V28H161ZM176 29V28H175ZM215 29V28H214ZM17 30V29H16ZM19 30V29H18ZM101 30V29H100ZM114 30V29H113ZM140 30V29H139ZM177 30V29H176ZM216 30V29H215ZM214 30V31H215ZM20 31V30H19ZM67 31H69V30H67ZM76 31V30H75ZM74 31V33L76 34V32ZM88 31V30H87ZM86 31V32H87ZM97 31V30H96ZM95 31V32H96ZM134 31V30H133ZM163 31V30H162ZM223 31V30H222ZM78 32H80V30H78ZM137 32H138V30H137ZM143 32H144V30H143ZM168 32H169V30H168ZM167 32V33H168ZM170 32H171V30H170ZM218 32V31H217ZM216 32V33H217ZM262 32V31H261ZM20 33V32H19ZM69 33V32H68ZM103 33V32H102ZM123 33H124V35H123ZM145 33V32H144ZM151 33V32H150ZM70 34V33H69ZM87 34V33H86ZM93 34V33H92ZM138 34H139V32H138ZM258 34V33H257ZM77 35V34H76ZM79 35H81L80 33H79ZM152 35V34H151ZM150 35V36H151ZM216 35V34H215ZM85 36V35H84ZM109 36V35H108ZM110 36H111V34H110ZM109 36V37H110ZM140 36V35H139ZM155 36V35H154ZM153 36V37H154ZM218 36H220L219 34H218ZM260 36V38H261V35H258V37ZM91 37V36H90ZM97 37H99V36H95V39L97 38ZM153 37H151V39H154ZM74 38V37H73ZM105 38V37H104ZM143 38V37H142ZM149 38V37H148ZM148 38H146V39H148ZM255 38H256V40H257V37H256V35H255ZM107 39V38H106ZM113 39V38H112ZM150 39V40H151ZM217 39V38H216ZM97 40V39H96ZM107 40H109V39H107ZM115 40H114V42H115ZM125 40V41H124ZM213 40H214V38H213ZM221 40H222V38H221ZM78 41V40H77ZM76 41V42H77ZM89 41V40H88ZM104 41V40H103ZM205 41H207L208 42V40H205ZM211 41H212V39H211ZM211 41H209L210 43H212ZM227 41V40H226ZM254 41H255V39H254ZM141 42V41H140ZM253 42V41H252ZM8 43V42H7ZM80 43V42H79ZM99 43V42H98ZM98 43L96 44V45H98ZM158 43V42H157ZM256 44H258L259 43V41L258 42H255ZM108 44V43H107ZM148 44H149V42H148ZM147 44V45H148ZM206 44V43H205ZM213 44H215V43H213ZM156 45V44H155ZM229 45V44H228ZM87 46V45H86ZM101 46V45H100ZM109 46V45H108ZM119 46V47H118ZM158 46V45H157ZM214 46H216V45H213V47ZM230 46V45H229ZM7 47V46H6ZM106 47V46H105ZM118 47V48H117ZM152 47V46H151ZM213 47H211L210 49H212ZM220 47V46H219ZM223 47V46H222ZM221 47V48H222ZM255 47V46H254ZM106 48H108V47H106ZM111 48V47H110ZM147 48H149V47H147ZM153 48H154V46H153ZM152 48V49H153ZM156 48V47H155ZM225 48V47H224ZM231 48H232V46H231ZM250 48V47H249ZM209 49V50H210ZM79 50H80V47H79ZM82 50V49H81ZM80 50V51H81ZM92 50V49H91ZM90 50V51H91ZM125 49H123L122 51H124ZM216 51H217V49H215ZM262 50V49H261ZM9 51V50H8ZM12 52H13V50H11ZM79 51V52H80ZM106 51V50H105ZM107 51H109V50H107ZM218 51H219V49H218ZM217 51V53H219ZM225 51V50H224ZM227 51H228V53H229V49H227ZM5 52V51H4ZM147 52V51H146ZM145 52V53H146ZM156 52V51H155ZM211 52H213V50L211 51ZM245 52V51H244ZM251 52H252V50H251ZM88 53V52H87ZM115 53V55H116V58H119V59H122V60H124V59H126V58H130L129 56L130 55H118V54H122V53H118V54H116L117 52H114ZM144 53V54H145ZM148 53H149V51H148ZM227 53V52H226ZM246 53H248V52H246ZM253 53L254 52H252V55H253ZM82 54V53H81ZM110 54V53H109ZM135 54V53H134ZM225 54V53H224ZM255 55H256V53H254ZM258 54V53H257ZM260 54V53H259ZM78 55H79V53H78ZM77 55V56H78ZM103 55V54H102ZM114 55V56H115ZM154 55V54H153ZM228 55V54H227ZM231 55V54H230ZM238 55H240V54H238ZM261 55V54H260ZM264 55V54H263ZM262 55V56H263ZM108 56H110V55H108ZM107 56V57H108ZM140 56H141V54H140ZM146 56V55H145ZM148 56V55H147ZM219 56V55H218ZM232 56H233V54H232ZM258 56V55H257ZM79 57V56H78ZM103 57V56H102ZM154 57V56H153ZM238 57V56H237ZM240 57V56H239ZM97 58V57H96ZM225 58H226V56H225ZM75 59V58H74ZM104 59V58H103ZM140 59V58H139ZM146 59V58H145ZM153 59V58H152ZM227 59H229L230 60V58H228L227 57ZM246 59V58H245ZM255 59H256V57H255ZM100 60V59H99ZM122 60H120V62L122 61ZM128 60V59H127ZM74 61V60H73ZM73 61H71V62H73ZM78 61H80L79 59H78ZM94 61V60H93ZM93 61H91L92 63H94ZM96 61V60H95ZM106 61V60H105ZM105 61H104V63H105ZM114 61V60H113ZM123 62V61H122ZM148 62V61H147ZM152 62V61H151ZM239 62V61H238ZM79 63V62H78ZM98 63H101V62H98L97 61V63H95V64H98ZM103 63V62H102ZM116 63V62H115ZM142 63L144 64V65H142L141 63H139V62H137L136 61V59H134V57L132 58V60L129 62V63H127L126 64V66H125V68L126 69H129V70H132V81H134V82H136V81H140V79H141V76H143V74L146 76V74H148V73H146L145 74V71H146V68H148V67H146L145 68V63L142 61ZM236 63V62H235ZM110 64V63H109ZM114 64V63H113ZM124 64H125V61H124ZM100 65V64H99ZM98 65V66H99ZM104 65V64H103ZM118 65H119V63H118ZM122 65L123 64H121V67H122ZM147 65V64H146ZM152 65H153V63H152ZM234 65V64H233ZM239 65H242V66H244L243 64H241V62H240V64ZM258 65V64H257ZM69 66V65H68ZM91 66V65H90ZM94 66H97V65H94ZM108 66H110V65H108ZM116 66V65H115ZM155 66V65H154ZM154 66H153V68H154ZM241 66V67H242ZM111 67V66H110ZM120 67V66H119ZM118 67V68H119ZM157 67V66H156ZM234 67V66H233ZM263 67H264V65L261 67V68H259V69H263ZM152 68V67H151ZM158 68H159V66H158ZM254 68V67H253ZM12 68H11V70H13ZM111 69V68H110ZM155 69V68H154ZM235 69V68H234ZM250 69L251 68H249V71H250ZM95 70V69H94ZM101 70H102V68H101ZM114 70H115V68H114ZM120 70H122L121 68H120ZM128 70V71H129ZM151 70V69H150ZM238 70V69H237ZM260 70V71H261ZM69 71V70H68ZM107 71V70H106ZM123 71H124V69H123ZM149 71V70H148ZM148 71H146V72H148ZM151 71H153V70H151ZM156 71V70H155ZM236 71V70H235ZM247 71V70H246ZM70 72V71H69ZM99 72V71H98ZM111 72L113 73V71H112V69H111ZM120 72V71H119ZM125 72V71H124ZM238 72H239V70H238ZM253 72V71H252ZM252 72L250 73V74H252ZM12 73V72H11ZM74 72H72V74H73ZM93 73V75H94V72H92ZM100 73V72H99ZM121 73V72H120ZM130 73V72H129ZM153 73H156V72H153ZM256 73H258V70H257V72ZM9 74V73H8ZM15 74L17 75V73L15 72ZM20 74V75H21ZM103 74V73H102ZM152 74V73H151ZM25 75V76H26ZM71 75V74H70ZM80 75V74H79ZM79 75H77V77L79 76ZM108 75V74H107ZM153 75V74H152ZM243 75H245V74H243ZM247 76H248V74H246ZM18 76V75H17ZM25 76H23V77H25ZM72 76V75H71ZM95 76V75H94ZM96 76H98L97 74H96ZM126 76V75H125ZM159 76V75H158ZM158 76H157V78H158ZM252 76H253V74H252ZM255 76H256V74H255ZM11 77H12V75H11ZM16 77V76H15ZM30 77V76H29ZM31 77V78H32ZM116 77H117V75H116ZM148 77H151V76H149L148 75ZM148 77H147V79H148ZM155 75H154V79H155ZM227 77H229L230 78V76H227ZM237 77H239V75L237 74ZM240 77H242V76H240ZM19 78H21V77H19ZM31 78H30V80H31ZM70 78V77H69ZM96 78V77H95ZM108 78H109V75H108ZM110 78H111V76H110ZM146 78V77H145ZM156 78V79H157ZM228 78V80H225L224 82H228V83H230L232 80L231 79H229ZM8 78H6V80H7ZM23 79V78H22ZM117 79H118V77H117ZM120 79V78H119ZM121 79L123 80V78L121 77ZM121 79L119 80V81H121ZM128 79H130V78H128ZM147 79H146V81H147ZM150 79V78H149ZM244 79H246L245 77H244ZM18 80V79H17ZM25 80V79H24ZM34 79H32V81H33ZM39 80L38 81H36L37 83L39 82ZM67 80H68V78H67ZM66 80V81H67ZM71 80V79H70ZM151 80V79H150ZM160 80H162L161 78H160ZM231 80V81H230ZM250 80V79H249ZM71 81H73V80H71ZM71 81H70V83H71ZM75 81V80H74ZM118 81V80H117ZM128 81H131V79L130 80H128ZM127 81V82H128ZM153 81V80H152ZM151 81V84L153 83ZM156 81V80H155ZM230 81V82H229ZM241 81H243V80H241ZM246 81V80H245ZM261 81L263 82L264 81V79L262 80L261 79ZM8 82H11L10 80L9 81H7V83ZM79 82V81H78ZM134 82H132V83H134ZM150 82V81H149ZM226 82V83H227ZM244 82V81H243ZM1 83V82H0ZM6 83V82H5ZM12 83V82H11ZM14 83H17L16 81L14 82ZM18 83H19V81H18ZM69 83V84H70ZM80 83V82H79ZM90 83H92L91 82V80H90ZM131 83V82H130ZM132 83H131V85H132ZM141 83V82H140ZM157 83V82H156ZM161 83V82H160ZM9 84V83H8ZM39 84H41V82H39ZM74 84V86H75V83H73ZM81 84V83H80ZM158 84H159V80H158ZM165 83H163V85H164ZM233 84V83H232ZM232 84L230 83L229 85H231V87L233 88V90H234V86H232ZM250 84V83H249ZM5 86V84H2V86ZM11 85V84H10ZM18 86L20 85V84H17ZM37 85V84H36ZM42 85V84H41ZM76 85H78V84H76ZM116 85V84H115ZM128 85H130V84H127V86ZM137 85V84H136ZM161 85V84H160ZM169 85V84H168ZM223 85H225V84H223ZM71 86H72V84H71ZM70 86V87H71ZM93 86H94V84H93ZM105 87L107 86V85H104ZM134 86V85H133ZM142 86V85H141ZM147 86V85H146ZM145 86V87H146ZM153 86H154V84H153ZM226 86H228V85H226ZM33 87H36V86H33ZM65 87H67V86H65ZM116 87V86H115ZM117 87H118V85H117ZM130 87V86H129ZM136 87V86H135ZM135 87L133 88V90H131V91H133V93L134 92H136V89H135ZM144 87V88H145ZM224 87V86H223ZM230 87V86H229ZM1 88V87H0ZM14 88H16V87H14ZM18 88V87H17ZM78 88H79V86H78ZM103 88V87H102ZM119 88V87H118ZM122 88V87H121ZM128 88V87H127ZM138 88H140V89H142L141 87H138ZM149 88V87H148ZM147 88V89H148ZM226 88H228V87H226ZM8 89H9V87H8ZM29 89V88H28ZM74 88H72V90H73ZM76 89V88H75ZM82 89V88H81ZM98 89V88H97ZM106 89H107V87H106ZM130 89H131V87H130ZM130 89H127L129 92H130ZM154 89H158V88H154ZM153 89V90H154ZM225 88H223V90H224ZM2 90H5V89H3V87H2ZM2 90H1V92H2ZM98 90H100V88L98 89ZM113 90H115L114 88H113ZM118 90V89H117ZM124 90V89H123ZM144 90V89H143ZM143 90H141V91H143ZM160 90V89H159ZM222 90V91H223ZM229 90H231V89H229ZM232 90V91H233ZM10 91V89L8 90V92ZM33 91H37V90H33ZM70 91H71V89H70ZM79 91H80V89H79ZM87 91V90H86ZM101 91V90H100ZM116 91V90H115ZM121 91V90H120ZM137 91H139V89L137 90ZM146 91V90H145ZM144 91V92H145ZM150 91V90H149ZM149 91H147L148 93H149ZM151 91H152V89H151ZM162 91V90H161ZM222 91H221V93H222ZM4 92V91H3ZM7 92V91H6ZM25 92V91H24ZM72 92V91H71ZM77 92H78V90H77ZM104 92V91H103ZM125 92V91H124ZM155 92V91H154ZM166 92V91H165ZM228 93V92H230V91H228V90H225V92L224 93ZM18 93H19V90H18ZM17 93V94H18ZM41 93V94H42ZM49 93V94H50ZM73 93V92H72ZM71 93V94H72ZM81 93V92H80ZM130 93H132V92H130ZM147 93V94H148ZM221 93H220V95H221ZM233 92H230V94H232ZM35 94H37L36 92H35ZM34 94V95H35ZM65 94V95H64ZM69 94V93H68ZM68 94H67V96H68ZM71 94H69V95H71ZM83 94V93H82ZM87 94V93H86ZM99 95H100V93H98ZM135 94V93H134ZM136 94H138V93H136ZM151 94V93H150ZM156 94H158V92L156 93ZM160 94V93H159ZM9 95V94H8ZM14 95H15V93H14ZM13 95V96H14ZM27 95V94H26ZM29 95V94H28ZM32 95V94H31ZM30 95V96H31ZM34 95H32V96H34ZM74 95H75V93H74ZM102 95H103V93H102ZM108 95H109V93H108ZM139 95V94H138ZM137 95V96H138ZM151 95H153V93L151 94ZM154 95H155V93H154ZM161 95V94H160ZM163 95L164 96H166L164 93H163ZM223 95H225V94H223ZM222 95V96H223ZM234 95H236V94H234ZM16 96V95H15ZM19 96V95H18ZM43 96V95H42ZM41 96V97H42ZM64 96V97H63ZM67 96H66V98H67ZM89 96V95H88ZM105 96H106V93H105V95L103 96L104 98H105ZM110 96H111V94H110ZM116 96V95H115ZM132 96V95H131ZM135 96V95H134ZM133 96V98H134V100H136V97H134ZM158 95H156L155 97H157ZM226 96H228V94L226 95ZM237 96V95H236ZM3 97V96H2ZM5 97V96H4ZM3 97V98H4ZM9 97H10V95H9ZM26 97V96H25ZM37 98H38V96H36ZM78 97V96H77ZM81 97H84V95L82 96L81 95ZM95 97V96H94ZM116 97H118V96H116ZM120 97V96H119ZM126 96H124V98H125ZM139 97V96H138ZM146 97V96H145ZM162 97V96H161ZM167 97V96H166ZM231 97V95H229V97H227V98H230ZM234 96L232 95V97L231 98H233ZM238 97V96H237ZM240 97V96H239ZM238 97V98H239ZM15 98V97H14ZM17 98V97H16ZM30 98V97H29ZM33 98V97H32ZM45 98H48V97H45ZM49 98H51V97H49ZM92 98H93V96H92ZM100 98H101V95H100ZM163 98V97H162ZM223 98V101H222V99H220V101H222L223 103L225 102V97H222ZM227 98H226V100H227ZM6 99H7V101H8V99L9 98H7L6 97ZM13 99V98H12ZM63 99V100H62ZM72 99H73V97H72ZM71 99V100H72ZM75 99V98H74ZM78 99V98H77ZM109 99H111V98H109ZM113 99V98H112ZM122 99V98H121ZM126 99V98H125ZM125 99H123V101H125ZM128 99V98H127ZM147 99H149V98H147ZM152 99H153V96H152ZM155 99V98H154ZM158 99H160V97L158 98ZM158 99H156V100H158ZM164 99H165V97L163 98V100H159V101H163V103L164 104H167V105H169V107H171L172 108V106H170L171 104H169V102L168 103H165V101H164ZM218 99V100H219ZM14 100V99H13ZM16 100V101H15ZM14 101L15 102H17V100L18 99H15ZM24 100V99H23ZM43 100V99H42ZM45 100V99H44ZM49 100V99H48ZM47 100V101H48ZM86 100H88V98L86 99ZM98 100H99V96H98ZM106 100V99H105ZM115 100V99H114ZM140 100H141V98H140ZM150 100V99H149ZM167 100H169L168 98H167ZM236 100H240L239 101V104H240V102H241V99L239 98V99H237L236 98ZM10 101V100H9ZM8 101V102H9ZM22 101V100H21ZM24 101H26V100H24ZM28 101V100H27ZM39 101H41V99L39 100ZM46 101V102H47ZM83 101V100H82ZM104 101V100H103ZM110 101V100H109ZM121 101V100H120ZM145 101H148V100H146L145 99ZM155 101V100H154ZM153 100H152V102L151 101H148V103L149 102H151V106H156L157 104H155V105H152V103L154 102ZM219 101V103H221ZM260 101V100H259ZM30 102H32L31 100H30ZM38 102V101H37ZM42 103H44L43 101H41ZM45 102V103H46ZM67 102V101H66ZM72 102H74V101H72ZM80 102V101H79ZM89 102V101H88ZM112 102V101H111ZM117 102V101H116ZM128 102V101H127ZM129 102H134V101H129ZM142 102V101H141ZM140 102V104H144L143 102L141 103ZM167 102V101H166ZM263 102V101H262ZM262 102H261V104H262ZM12 103V102H11ZM23 103V102H22ZM21 103V104H22ZM75 103H76V101H75ZM75 103H72V104H74V105H76ZM84 103V102H83ZM87 103V102H86ZM105 103H106V101H105ZM108 103V102H107ZM113 103H114V101H113ZM137 103L138 104H135V102H134V104L135 105H132V107L131 108H133L134 107V109H135V106L136 105H140L139 104V102H138V99H137ZM157 103H158V101H157ZM217 103H218V101H217ZM219 103H218V105H219ZM243 103H245V101L243 102ZM9 104V103H8ZM29 105H33V104H30V103H28ZM34 104H36V100H35V103ZM100 104V103H99ZM115 104V103H114ZM121 104V103H120ZM164 104H162V105H164ZM174 104V103H173ZM242 104V103H241ZM37 105V104H36ZM48 105V104H47ZM74 105H71L70 104V107L72 106V107H74ZM79 104H77V106H78ZM85 105V107H87L86 106V104H84ZM83 105V106H84ZM109 105V104H108ZM124 105H126V104H124ZM128 105V104H127ZM127 105L125 106V108H127ZM146 105V104H145ZM149 105V106H150ZM160 105V107H162L163 108V106L159 103L157 106H159ZM221 105V104H220ZM244 106H246L247 105V103H245V104H243ZM264 105V104H263ZM24 106H25V104H24ZM41 106V105H40ZM68 106H69V104H68ZM113 106H116V105H113ZM129 106V105H128ZM131 106V105H130ZM144 106V105H143ZM148 106V105H147ZM146 106V107H147ZM150 106V108H152ZM156 106V107H157ZM176 106V105H175ZM6 107H7V104L4 102V99H1L0 98V112L1 111H4L5 109H6ZM14 107V106H13ZM28 107V106H27ZM32 107V109H33V106H31ZM85 107H83V108H85ZM107 107V106H106ZM109 107V106H108ZM108 107H107V109H108ZM136 107H140L141 109H143L142 108V106H136ZM167 107V106H166ZM247 107V106H246ZM11 108V107H10ZM15 108V107H14ZM30 108V107H29ZM44 108V107H43ZM42 108V109H43ZM48 108V107H47ZM80 108V107H79ZM87 108H90V107H87ZM92 108V107H91ZM100 108V107H99ZM116 108V107H115ZM128 108H130V107H128ZM130 108V109H131ZM144 108H145V106H144ZM149 108V109H150ZM155 108V107H154ZM161 108V109H162ZM175 108V107H174ZM15 109H17V108H15ZM20 109V108H19ZM19 109H17V111L19 110ZM50 109V108H49ZM48 109V110H49ZM81 109V108H80ZM118 109H120V108H118ZM157 109H159V108H157ZM164 109V112H165V114L166 113H169V112H167V110H169V109H167V110H165V108H163ZM173 109V108H172ZM263 109V108H262ZM8 110V109H7ZM6 110V111H7ZM28 110H30V111H32L31 109H28ZM27 110V111H28ZM82 110V109H81ZM84 110V109H83ZM86 110V109H85ZM89 110H91V109H89ZM104 110V109H103ZM121 110V109H120ZM144 110V109H143ZM151 110H154V109H151ZM155 110H156V108H155ZM174 110H176V109H174ZM264 110V109H263ZM22 111H23V108H22ZM25 111V110H24ZM36 111V110H35ZM35 111H34V113H35ZM44 111H47V109H45ZM43 111V112H44ZM87 111V110H86ZM92 111H94V110H92ZM124 111V110H123ZM128 111V110H127ZM132 111H135V110H133L132 109ZM132 111L130 112V110H129V112L132 114ZM136 111H137V109H136ZM145 111V110H144ZM163 111V110H162ZM162 111H160V112H162ZM254 111V110H253ZM259 110L257 109V112H258ZM261 111V110H260ZM10 112H11V110H10ZM19 112V111H18ZM29 112V111H28ZM27 112V113H28ZM40 112V111H39ZM42 112V113H43ZM82 112V111H81ZM107 112V111H106ZM106 112H105V114H106ZM120 112H122V110L120 111ZM126 112V111H125ZM125 112H124V115H125ZM129 112H127L128 113V116L130 115V113ZM138 112V111H137ZM140 112V111H139ZM164 112L162 113V114H164ZM250 112H252V111H250ZM20 113V112H19ZM23 113H26V112H23ZM36 113H38L37 111H36ZM48 113H49V111H48ZM85 115H87L86 113H85V111L83 112ZM90 113V112H89ZM94 113V112H93ZM108 113V112H107ZM134 113V112H133ZM146 113H147V115L149 116V114H148V111L146 112L145 111V115L144 116H146ZM172 113H173V111H172ZM176 113V112H175ZM177 113H178V111H177ZM253 113V112H252ZM255 113H256V110H255ZM259 113V112H258ZM258 113H256L257 115H258ZM9 114H11V113H9ZM29 114H30V112H29ZM45 114V113H44ZM43 114V115H44ZM80 114H82V113H80ZM109 114H110V112H109ZM120 114V113H119ZM119 114H117V115H119ZM123 114V113H122ZM139 114H144V112H140ZM138 113H137V115H139ZM153 114V113H152ZM174 114V113H173ZM173 114H171L170 113V115H173ZM254 114V113H253ZM253 114H250V115H252V117L254 116L255 117V114L253 115ZM259 114H261V113H259ZM263 114V113H262ZM13 115V114H12ZM22 115V114H21ZM35 115V114H34ZM33 115V116H34ZM38 115V114H37ZM36 115V116H37ZM83 115V114H82ZM84 115V116H85ZM98 115V114H97ZM114 115H115V113H114ZM123 115V116H124ZM177 115V114H176ZM179 115V114H178ZM256 115V118H260L261 119V122H262V120H264V119H262L261 117H259V116H257ZM9 116H11V115H9ZM20 116V115H19ZM23 116V115H22ZM35 116V117H36ZM45 116V115H44ZM101 116V115H100ZM110 116V115H109ZM112 116H113V112H112ZM120 116H121V114H120ZM133 116H135L134 114H133ZM152 116V115H151ZM262 116V115H261ZM3 117H5V116H3ZM16 118H17V116H15ZM24 117V116H23ZM27 118L29 117V116H26ZM31 117V116H30ZM39 117V116H38ZM38 117H36V118H38ZM56 117H58V119H56V120H59V118H60V120H59V122L57 123L56 121H55V118ZM86 117V116H85ZM88 117H91L92 118V116H89L88 115ZM94 117V116H93ZM99 117V116H98ZM107 117V116H106ZM143 117V116H142ZM150 117V116H149ZM148 117V118H149ZM154 117L155 116H153V117H151V118H149V119H154ZM171 117V116H170ZM170 117L168 116V118L170 119ZM173 117V116H172ZM178 117V116H177ZM253 117V118H254ZM263 117V116H262ZM8 117H6V119H7ZM12 118V117H11ZM19 118V117H18ZM21 118V117H20ZM20 118L18 119L19 120V122H21V120H20ZM35 118V119H36ZM39 118H41V117H39ZM42 118H43V116H42ZM80 118V119H79ZM97 118V117H96ZM110 118V117H109ZM123 118V117H122ZM121 118V119H122ZM124 118H125V116H124ZM143 118H147V117H143ZM147 118V119H148ZM176 118V117H175ZM255 118V120H258V119H256ZM5 119V120H6ZM15 119V118H14ZM24 119V118H23ZM31 119H33V118H31ZM31 119H29V120H27L29 123H31V124H33L34 122H33V120H31ZM34 119V120H35ZM89 119V118H88ZM87 118H86V120L83 118L82 120H83V122H86L87 123V120H88ZM116 119V118H115ZM120 119V118H119ZM134 119V118H133ZM148 119V120H149ZM5 120H4V122H5ZM16 120V119H15ZM31 120V121H30ZM38 120V119H37ZM82 120H81V122H82ZM91 120L92 119H90L89 120V123H87L88 125L91 123ZM102 120V119H101ZM107 120V123H110V122H108V118L106 119ZM117 120H118V118H117ZM125 120V119H124ZM127 120V119H126ZM136 120V119H135ZM151 120H150V122H151ZM172 120V119H171ZM1 122H2V120H1ZM9 122H10V124H11V120H9ZM8 122V123H9ZM12 122H13V118H12ZM28 122H24V124L26 125L27 124V126H28ZM81 122H80V124H81ZM83 122H82V124H83ZM93 122H95V120L93 119L92 120V123ZM102 122H103V120H102ZM111 122H112V120H111ZM155 122H156V119H155ZM154 122V120H153V123H155ZM157 122H158V120H157ZM156 122V125L158 124ZM6 123H7V120H6ZM15 123H17V120H16V122ZM22 123H23V121L21 122V124L18 126V129H16V132H17V130H19L20 131V134H21V136L18 134V136L16 135L15 137H21V139H20V142H19V147L20 146H24V147H27L29 150H31V149H34V146H35V144H34V136H31L32 135V132H33V130L31 131V132H28V131H30V130H28V129H26V128H24L25 127V125L23 126L22 125ZM40 123V122H39ZM85 123V124H86ZM96 123V122H95ZM99 123H100V119H99ZM103 123H105V120H104V122ZM131 123H133V122H131ZM136 123V122H135ZM138 123V122H137ZM136 123V124H137ZM222 123V122H221ZM220 123V124H221ZM263 123V122H262ZM262 123H260L261 125H262ZM5 124V123H4ZM2 125L1 123H0V149H1V151H2V159H3V169L1 168V170L4 172V175L5 176H8L9 178H10V182L9 183H11L12 184V186H11V189H12V191L10 192V194L12 193V195H13V197L14 198H16L17 197V194H21V192L22 191H24V192H26L27 190V188L26 187H23L22 186V188H21V184H23V183H25L24 182V176H23V172L25 171L24 169V165H23V163L22 162H20V160L18 159V162L20 163V165H17V162H15L14 163V161H16L15 159H12V156H11V154H12V151H14V149L13 148H16L15 146L13 147L12 146V134H11V129H10V127H7V125ZM30 124V125H31ZM79 124V125H80ZM98 124V123H97ZM110 124H112V123H110ZM119 124V123H118ZM123 124H124V122H123ZM126 124V123H125ZM160 125H161V123H159ZM172 124H173V122H172ZM258 124V123H257ZM92 125V124H91ZM108 125V124H107ZM107 125H106V127H107ZM120 125V124H119ZM129 125V124H128ZM138 125V124H137ZM140 125V124H139ZM142 126H143V124H141ZM8 126H11V125H8ZM12 126H13V123H12ZM17 126V125H16ZM16 126H14V127H16ZM35 126V125H34ZM41 126V125H40ZM82 126V125H81ZM87 126V125H86ZM93 126H94V123H93ZM93 126H92V128H93ZM100 125L98 124V127H99ZM105 126V125H104ZM111 126H113V125H111ZM123 126V125H122ZM131 126V125H130ZM147 126H149V125H147ZM152 126V125H151ZM159 126V125H158ZM263 126V125H262ZM80 127V126H79ZM88 127V126H87ZM102 127H103V125H102ZM116 127V126H115ZM137 127V126H136ZM155 127V126H154ZM153 127V128H154ZM29 128V127H28ZM38 128V127H37ZM77 128H76V131H77ZM95 128H97V127H95ZM125 128V127H124ZM128 128H130V127H128ZM140 128V127H139ZM138 128V130H141V129H139ZM143 128H144V126H143ZM146 128V127H145ZM151 128V127H150ZM261 128V127H260ZM30 129H32V127L30 128ZM88 129V128H87ZM89 129H91V127L89 128ZM112 129V128H111ZM131 129H133V128H131ZM137 129V128H136ZM256 129H259L258 127L256 128ZM264 128H262V130H263ZM93 130V132H94V130H96V129H92ZM98 130V129H97ZM146 130V129H145ZM150 130H152V129H150ZM261 130V129H260ZM15 131V130H14ZM42 131H40V132H42ZM99 131H100V129H99ZM152 131H155V130H152ZM152 131H150V134L152 133ZM163 131V130H162ZM162 131H160V132H162ZM229 131V130H228ZM264 131V130H263ZM136 132V131H135ZM142 132H143V130H142ZM146 132V131H145ZM145 132H143V133H145ZM156 132V131H155ZM164 132V131H163ZM172 132H173V130H172ZM210 132H212V131H210ZM226 132V131H225ZM224 132V133H225ZM13 133V132H12ZM36 133H37V131H36ZM100 133H101V131H100ZM154 133V132H153ZM175 133V132H174ZM15 134V133H14ZM38 134H39V132H38ZM93 134H95V133H93ZM97 134V133H96ZM102 134V133H101ZM104 134H105V132H104ZM116 134V133H115ZM125 134V133H124ZM131 134V133H130ZM134 134V133H133ZM142 133H140V135H141ZM146 134V133H145ZM144 134V135H145ZM156 134V133H155ZM155 134H153L154 136H155ZM167 135H170V134H168V132L166 133ZM204 134H206V133H204ZM245 134V133H244ZM252 134V133H251ZM255 134H256V131H255ZM258 134V133H257ZM256 134V135H257ZM12 135V136H11ZM35 135V134H34ZM40 135V134H39ZM148 135V134H147ZM147 135H146V137H147ZM157 135V134H156ZM160 135H161V133H160ZM163 135H165V134H163ZM163 135H161L162 137H164ZM207 135H208V133H207ZM209 135H210V133H209ZM213 135V134H212ZM226 135V134H225ZM260 135H261V133H260ZM264 135V134H263ZM262 135V136H263ZM40 136V137H41ZM74 136H76V138H73ZM97 136V135H96ZM133 136V135H132ZM150 136V135H149ZM158 136V135H157ZM166 136V135H165ZM173 136V135H172ZM171 135H170V138L172 137ZM230 136V135H229ZM258 136V135H257ZM116 137V136H115ZM114 137V138H115ZM118 137V136H117ZM116 137V138H117ZM243 137V136H242ZM245 137H247L246 135H245ZM244 137V138H245ZM248 137H249V135H248ZM259 137H261V136H258V138ZM36 138H38V136H36ZM72 138V139H71ZM96 138H99V137H96ZM149 138H152V136L151 137H149ZM155 139H156V137H154ZM160 139H162L161 137H159ZM164 138H168V136L167 137H164ZM173 138H175V136L173 137ZM222 138V137H221ZM220 138V139H221ZM233 138V137H232ZM235 138H236V136H235ZM240 138V137H239ZM19 139V138H18ZM76 139H77V141H76ZM103 139H104V137H103ZM111 139V138H110ZM119 139V138H118ZM143 140H144V138H142ZM160 139H158L157 138V140H159V141H161ZM176 139V138H175ZM174 139V140H175ZM240 139H243V138H240ZM250 139V138H249ZM257 138H255V140H256ZM261 139H264L263 137L261 138ZM73 140V141H72ZM79 140V141H78ZM101 140V139H100ZM122 140H123V138H122ZM121 140V141H122ZM163 140V139H162ZM171 140H172V138H171ZM224 140H226V139H224ZM253 140V139H252ZM251 140V141H252ZM260 140V139H259ZM258 140V141H259ZM14 141V140H13ZM36 140H35V142H37ZM74 141H76V143L74 142ZM95 143L96 145H97V147H95L94 148V146H93V148L94 149H92V147H91V149L92 150H90V148H89V146H91V145H94L93 143ZM97 141H99V140H97ZM125 141V140H124ZM152 141H155V140H152ZM170 141V140H169ZM221 141V140H220ZM223 141V140H222ZM232 141H235L234 140V138H233V140ZM238 141V143L237 144H240L239 143V140H237ZM254 141V140H253ZM264 141V140H263ZM64 142L65 143H67L66 145H68V146H66V145H63L64 144ZM73 142H74V144H73ZM100 142V141H99ZM123 142V141H122ZM131 142V141H130ZM140 142V141H139ZM149 142H150V140H149ZM226 144H228V141L226 142V141H224ZM223 142V143H224ZM230 142V141H229ZM247 142V141H246ZM261 142V141H260ZM260 142H259V144H260ZM17 143V142H16ZM63 143V144H62ZM92 143V144H91ZM111 143V142H110ZM156 143H157V141H156ZM170 143V142H169ZM196 143V142H195ZM218 143H219V139H218ZM224 143V145H226ZM234 144H235V142H233ZM243 142H242V140H241V144H242ZM251 143V142H250ZM255 143H257V142H254V144ZM14 144H15V142H14ZM116 144V143H115ZM152 144V143H151ZM154 144V146H156L157 147V145L155 144V143H153ZM157 144H160L159 142L157 143ZM167 144H168V142H167ZM171 144V143H170ZM169 144V145H170ZM221 144H222V142H221ZM244 144V143H243ZM242 144V145H243ZM247 144V143H246ZM262 145H263V149H264V143L262 142L261 143ZM105 145V144H104ZM250 145L251 144H248V146H249V148H252V147H250ZM262 145L260 146L259 145V147L258 146H256V148L258 147V148H261L262 147ZM18 146V145H17ZM162 146V145H161ZM172 146V145H171ZM221 146H223V145H221ZM252 146H253V142H252ZM24 147H20V148H24ZM140 147V146H139ZM150 147V146H149ZM152 147V146H151ZM168 147V146H167ZM223 147H225V146H223ZM231 147V146H230ZM234 147V146H233ZM233 147H232V149H233ZM240 147V146H239ZM242 147V146H241ZM27 148H25V149H27ZM108 148V147H107ZM133 148V147H132ZM131 148V149H132ZM165 147H163V149H164ZM173 148H175V147H173ZM226 148V147H225ZM225 148L223 149V151L225 150ZM229 148V147H228ZM243 148H245V144H244V146H243ZM243 148H238V146H237V149H243ZM246 148H248L247 146H246ZM245 148V149H246ZM253 151L254 150H257V149H255V147L253 146ZM101 149H103V148H101ZM106 149V148H105ZM105 149H103L104 151H107V149L105 150ZM121 149H123V148H121ZM131 149L130 150H128V153H130V151H131ZM160 149V148H159ZM171 149V148H170ZM227 149V148H226ZM245 149H244V152H243V150H242V153H243V155H244V153H245ZM17 150H19L18 148H17ZM16 149H15V151H17ZM22 150V149H21ZM29 150H28V152H29ZM138 150V149H137ZM143 150V149H142ZM176 150H177V148H176ZM230 150H231V148H230ZM247 150H249V149H247ZM14 151V152H15ZM33 151V150H32ZM141 151V150H140ZM147 151V150H146ZM154 151V150H153ZM174 151V150H173ZM239 151V150H238ZM250 151H251V149H250ZM26 152V151H25ZM103 152V151H102ZM108 152H109V150H108ZM111 152V151H110ZM122 152H124L125 153V155H127L126 154V152H125V149H124V151H122ZM135 152V151H134ZM151 152V151H150ZM157 152V151H156ZM226 152V151H225ZM228 152H230L231 153V151H228ZM234 152V151H233ZM235 152H236V149H235ZM257 152V151H256ZM252 152L251 151V153H253V155L251 156V155H249L248 154V152L247 153H245V155L246 154H248L249 155V157L251 156V158L254 156V157H256V155H257V153H259V152ZM262 152H264V151H262ZM261 152V153H262ZM23 153V152H22ZM29 153H31V152H29ZM135 153H137V152H135ZM139 153V152H138ZM158 153V152H157ZM168 153H170L169 151H168ZM222 153H224V152H222ZM250 153V152H249ZM250 153V154H251ZM256 153V155H254ZM15 154V153H14ZM18 154V153H17ZM98 154V155H97ZM104 154V153H103ZM110 154V153H109ZM132 154V153H131ZM131 154H128L129 156L131 155ZM164 153H162V155H163ZM171 155H172V153H170ZM234 155H235V153H233ZM233 154H229V155H231V157H233L234 155ZM238 154V153H237ZM237 154H236V156H237ZM264 154V153H263ZM13 155V154H12ZM16 155V154H15ZM14 155V156H15ZM19 155H22L21 153L19 154ZM30 155V154H29ZM28 154H26V156L28 157L29 156ZM101 155V157H102V154H100ZM106 155V154H105ZM134 155V154H133ZM159 155H160V153H159ZM170 155V156H171ZM233 155V156H232ZM240 155H242V154H240ZM239 155V156H240ZM247 155V156H248ZM259 155V160H261V157L262 156H260V154H258ZM31 156V155H30ZM93 156V155H92ZM107 156H109V155H107ZM106 156V157H107ZM132 156V155H131ZM141 157V159L143 160V161H148V157H149V155H148V157L146 156V157H144L143 156V154H141L140 155ZM168 156V155H167ZM173 156V155H172ZM171 156V157H172ZM236 156H234V158L236 157ZM23 157V156H22ZM50 157H53L54 159H55V164L53 163H51V162H53V161H51L52 159L50 158ZM94 157V160H92V162H91V164H96V165H98V163L101 161L100 160V157H97V158H95V156H93ZM104 157V156H103ZM120 157V156H119ZM126 157V156H125ZM134 157V156H133ZM169 157V156H168ZM167 157V158H168ZM170 157V158H171ZM179 157V156H178ZM177 157V158H178ZM238 157V156H237ZM249 157H247V158H249ZM14 158V157H13ZM16 158V157H15ZM25 158V157H24ZM23 158V159H24ZM98 158H99V160H98ZM109 158H111V157H109ZM130 158V157H129ZM163 158H164V156H163ZM169 158V159H170ZM173 158H176V157H174L173 156ZM172 158V159H173ZM241 158V156L239 157V159ZM21 159V158H20ZM93 159V158H92ZM103 159V158H102ZM105 160H107V158H104ZM112 159L114 160V158L112 157ZM116 159H117V157H116ZM132 159V158H131ZM137 159V158H136ZM150 159H151V157H150ZM165 159V158H164ZM22 160V159H21ZM109 160V159H108ZM112 160V161H113ZM133 161H134V158L132 159ZM137 160H139V159H137ZM151 160H153V158L151 159ZM166 161H167V159H165ZM259 160H257L256 159V161L257 162H259V163H261V161H259ZM51 161V162H50ZM104 161V160H103ZM111 163H112V161H111V159L109 160ZM128 161V160H127ZM136 161V160H135ZM134 161V162H135ZM155 161V160H154ZM164 161V160H163ZM176 161V160H175ZM174 161V162H175ZM263 161H264V158H263ZM139 162V161H138ZM149 162H150V160H149ZM152 162V161H151ZM156 162V161H155ZM154 162V163H155ZM159 162H161V161H159ZM168 162V161H167ZM118 163V162H117ZM130 163H131V161H130ZM157 163V162H156ZM165 163V162H164ZM177 163V162H176ZM179 163V162H178ZM105 164V163H104ZM107 164V163H106ZM109 164V163H108ZM119 164V163H118ZM136 164V163H135ZM138 164H140V163H138ZM142 164V163H141ZM152 165H153V163H151ZM162 164V163H161ZM168 165H169V163H167ZM258 164V163H257ZM263 164V163H262ZM23 165V166H22ZM90 165V164H89ZM103 164H102V162L100 163V166H102ZM126 165V167L125 168H127V164H125ZM144 165H146V163L144 164ZM163 165V164H162ZM165 165V164H164ZM173 165V167L175 166V164H172ZM180 165V164H179ZM264 165V164H263ZM2 166V165H1ZM100 166H96V167H100ZM108 166H110V165H108ZM108 166H107V168H106V166H104V167H102V168H106V169H108ZM131 166V165H130ZM136 166H138V165H136ZM151 166V165H150ZM156 166H158V165H156ZM34 167V166H33ZM111 168L112 167H114V165H113V163H112V166H110ZM133 167V166H132ZM142 167V166H141ZM141 167H138L139 169L141 168ZM146 167V166H145ZM154 166H152V168H153ZM166 167H168L167 165H166ZM166 167H164L165 169H166ZM176 167H178V165H176ZM175 167V168H176ZM36 167H34V169H35ZM101 168V167H100ZM119 168V167H118ZM137 168V169H138ZM186 168V167H185ZM264 168V167H263ZM86 169V170H85ZM88 169V170H87ZM92 169V168H91ZM97 169V168H96ZM96 169H94V171L96 170ZM99 169V168H98ZM115 169V168H114ZM130 169V168H129ZM132 169V168H131ZM134 169V168H133ZM138 169V170H139ZM144 169V168H143ZM156 169H158V168H156ZM155 169V173L157 172V170ZM184 169V168H183ZM100 170V169H99ZM109 170V169H108ZM141 170V169H140ZM149 170V169H148ZM153 170V169H152ZM169 170V169H168ZM177 170V169H176ZM180 170H182V169H180ZM30 171V170H29ZM28 171V172H29ZM77 172L78 173V175H77V173H76V177H70V175H71V173L72 172ZM103 171V170H102ZM102 171H100V172H102ZM112 171V170H111ZM114 171V170H113ZM118 171V170H117ZM122 171V170H121ZM131 171H134V170H131ZM145 171V170H144ZM150 171V170H149ZM158 171H161L162 172V169L160 168ZM164 171V170H163ZM166 171V170H165ZM164 171V172H165ZM170 171V170H169ZM37 172H38V170H37ZM174 172V171H173ZM177 172V171H176ZM182 173H183V171H181ZM190 172V171H189ZM34 173V172H33ZM36 173V172H35ZM103 173H104V171H103ZM102 173V174H103ZM131 173V172H130ZM130 173H127L128 175L130 174ZM132 173H134V172H132ZM136 173V172H135ZM139 173H141V171H139L138 172V174ZM145 173V172H144ZM144 173H141V174H144ZM150 173H151V171H150ZM152 173H153V171H152ZM159 173V172H158ZM166 173V172H165ZM179 173V172H178ZM185 173V172H184ZM191 173V172H190ZM189 173V174H190ZM196 173V172H195ZM2 174V173H1ZM31 174V173H30ZM73 174V173H72ZM114 174V173H113ZM137 174V173H136ZM140 174V175H141ZM169 174V173H168ZM35 175H38V173L37 174H35ZM74 175V174H73ZM105 175H106V173H105ZM118 175V174H117ZM127 175V176H128ZM133 175V174H132ZM140 175H136V176H132L133 177V180L131 181L130 179V184H127V185H122V184H126V183H119V184H121L123 187L121 188V191H120V197H124V198H126V200H127V198L129 197V196H131L132 198H133V192L132 191H134L135 190V188L134 187H136L137 185L138 186H140L141 188H138V187H136L138 190L139 189H142V190H140V193H142L141 191H143V193L145 194V192H150V193H152L153 191L151 190V189H149V187L147 186V185H149V184H147L148 183V181H145V182H141V181H144V180H142V176H140ZM160 175V174H159ZM165 175V174H164ZM164 175H163V173H162V175L161 176H163L164 177ZM169 175H172L171 173L169 174ZM168 175V176H169ZM175 175V174H174ZM173 175V177H175ZM183 175V174H182ZM191 175H193V172L191 173ZM3 176V175H2ZM14 176H16L17 177V179H15L14 178ZM34 176V175H33ZM66 176H68V177H66ZM101 176V175H100ZM114 176V175H113ZM112 176V177H113ZM120 176H122L121 174H119V177ZM141 177V179H140V177ZM146 175H144V177H145ZM151 176V175H150ZM161 176H160V178H161ZM166 176H167V174H166ZM166 176H165V178H166ZM180 176V175H179ZM194 176V175H193ZM195 176H198L197 175V173H196V175ZM1 177V176H0ZM103 177H104V175H103ZM102 177V178H103ZM106 177L108 178L109 176L108 175H106ZM112 177H110V178H112ZM117 177V176H116ZM119 177H117V178H119ZM129 177V176H128ZM131 177V178H132ZM143 177V178H144ZM148 177V175L146 176V179H148L147 178ZM184 177V176H183ZM185 177H186V173H185ZM188 177V176H187ZM186 177V178H187ZM8 178V179H9ZM15 180H14V179ZM114 178V177H113ZM121 178V177H120ZM130 178V177H129ZM151 178V177H150ZM150 178H149V181H150ZM156 178V177H155ZM171 178V177H170ZM170 178L168 179V180H170ZM176 178H178V177H176ZM33 179V178H32ZM39 179V180H38ZM104 179H105V177H104ZM116 179V178H115ZM123 179V178H122ZM152 179V178H151ZM162 179H164V178H162ZM180 179H183V178H180ZM27 180V179H26ZM25 180V181H26ZM36 180V179H35ZM113 180V179H112ZM119 180V179H118ZM126 180V179H125ZM128 180V179H127ZM154 180V179H153ZM172 180V179H171ZM170 180V181H171ZM185 180V179H184ZM188 180V179H187ZM199 180V179H198ZM28 181V180H27ZM31 181H33V180H31ZM100 181H102L103 182V180H100ZM100 181H99V183H100ZM105 181V180H104ZM109 181H111L110 179L107 181V183H109ZM114 182L116 181V180H113ZM154 181H157V180H154ZM159 181V180H158ZM157 181V182H158ZM160 181H161V179H160ZM165 181H167V180H165ZM173 181V180H172ZM171 181V182H172ZM180 180H177V182H179ZM188 181H190V180H188ZM194 180H193V178H192V182H193ZM2 182V181H1ZM101 182V183H102ZM112 182V181H111ZM110 182V183H111ZM126 182V181H125ZM147 182V183H146ZM176 182V181H175ZM174 182V183H175ZM185 182V181H184ZM187 182V181H186ZM195 182V181H194ZM199 182V181H198ZM197 182V183H198ZM200 182H201V180H200ZM203 182V181H202ZM7 183V182H6ZM100 183V184H101ZM106 183V182H105ZM147 185H146V184ZM166 183H169V182H166ZM179 183H183V182H179ZM191 183V182H190ZM189 183V184H190ZM196 183V182H195ZM116 184V183H115ZM115 184L113 185V186H115ZM118 184V185H119ZM144 184V185H143ZM154 184V183H153ZM163 184V183H162ZM161 184V185H162ZM185 184V186H189V185H187L186 183H184ZM192 184V183H191ZM104 185V184H103ZM102 184H101V186H103ZM106 185V184H105ZM104 185V187H106ZM117 185V186H118ZM143 185V186H142ZM147 186V187H144V186ZM159 185V184H158ZM158 185H156V186H158ZM176 185H177V183H176ZM181 185V184H180ZM180 185L178 184V186H179V188H182V185H181V187H180ZM193 185V184H192ZM191 185V186H192ZM196 185V184H195ZM203 185V184H202ZM204 185H205V183H204ZM25 186V185H24ZM116 186V187H117ZM120 186V185H119ZM119 186H118V188H119ZM160 186V185H159ZM164 186V187H163ZM165 186H171L170 187V189H174V188H172V186L173 185H162V188L161 187H159V188H161V190H163L164 188H165ZM184 185H183V187H185ZM190 186V187H191ZM199 186H201V184L199 185ZM213 186H214V184H213ZM6 187H8V186H6ZM152 187V186H151ZM155 187V186H154ZM174 187H176V186H174ZM185 187L186 188V190H188V188L189 189H193V187H195V186H193V187ZM206 187V186H205ZM212 187V186H211ZM24 188V189H23ZM113 188V187H112ZM134 188V189H133ZM159 188H157L158 190H159V193L161 192L160 191V189ZM177 189V188H175L174 190H176L177 189V191L178 190H180V189ZM197 188V187H196ZM199 188V187H198ZM197 188V189H198ZM207 188V187H206ZM206 188H204V189H206ZM216 188V187H215ZM105 189H107V187L105 188ZM153 189V188H152ZM154 189H156V188H154ZM166 189V188H165ZM164 189V190H165ZM167 189H169V188H167ZM183 189V188H182ZM195 189V188H194ZM8 190V189H7ZM111 190L113 191V189H110L109 190V192H111ZM118 190V189H117ZM120 190V189H119ZM138 190H136L137 192H138ZM184 190V189H183ZM186 190L184 191V192H186ZM155 191V190H154ZM169 191V194H170V190H168ZM181 191V194L183 193L182 192V190H180ZM6 192V191H5ZM31 192V193H30ZM114 192V191H113ZM112 192V193H113ZM137 192H135V193H137ZM156 192V191H155ZM155 192H153L152 193V195L153 194H155ZM163 192V191H162ZM167 192V191H166ZM166 192H164V193H166ZM188 193H189V190L187 191ZM191 193H192V191H190ZM195 192V191H194ZM205 192V191H204ZM210 192V191H209ZM209 192H208V195H209ZM1 193V192H0ZM2 193H3V191H2ZM139 193V194H140ZM142 193V194H143ZM150 193H148V194H150ZM158 193V194H159ZM175 194H177L178 195V193H176V191L174 192ZM173 193V194H174ZM6 194V193H5ZM139 194H135V196L137 195V197H139L138 195ZM143 194V195H144ZM166 194H168V193H166ZM171 194H172V192H171ZM171 194L170 195H168V196H171ZM184 194L185 193H183V195H181V196H183V199H181L182 201H180L178 198H177V200L175 201V202H178V204L180 205V203H179V201L181 202V205H183L182 203H183V201L184 200H186L187 201V197L186 198H184L185 196H184ZM12 195H11V197H12ZM104 195H106V197L104 196ZM143 195H141L142 197H143ZM162 196H163V194H161ZM160 195V196H161ZM191 195H194V194H191ZM204 195V194H203ZM19 196V195H18ZM27 196V195H26ZM108 196V197H107ZM113 196V198L114 199H116L115 197L116 196H114V195H112ZM134 196V200L133 201H136V197ZM159 196V195H158ZM186 196H190V195H186ZM205 196V195H204ZM23 197V196H22ZM105 197V198H104ZM122 197V198H123ZM141 197V198H142ZM144 197H145V195H144ZM152 197V196H151ZM151 197H149V198H151ZM157 197V196H156ZM165 197V199L167 198L168 199V197H166V196H164ZM173 197H175V199H176V196H173ZM191 197V196H190ZM189 197V198H190ZM192 197H194V196H192ZM206 197V196H205ZM2 198H3V196H2ZM8 198V197H7ZM25 198V197H24ZM148 198V197H147ZM149 198H148V200H149ZM153 198V197H152ZM171 198V200H172V197H170ZM182 198V197H181ZM195 198V197H194ZM4 199V198H3ZM114 199H112V200H114ZM118 199V198H117ZM129 199V198H128ZM138 199V198H137ZM140 199V198H139ZM144 199V198H143ZM161 199V198H160ZM159 199V200H160ZM165 199H164V201H165ZM191 199V198H190ZM107 200V199H106ZM111 199H110V201H112ZM120 200H121V198H120ZM119 200V201H120ZM141 201H142V199H140ZM147 200V199H146ZM147 200V201H148ZM152 200V199H151ZM162 200V199H161ZM118 201V200H117ZM118 201V203H121L122 202V200H121V202H119ZM154 201H156V200H154ZM163 201V200H162ZM166 201H168V200H166ZM170 201V200H169ZM188 201H189V199H188ZM190 201H192L193 203H195L196 204V202H194V200H190ZM4 202V201H3ZM128 202V201H127ZM131 202V201H130ZM137 203H138V201H136ZM150 202V201H149ZM160 202V201H159ZM172 202H173V200H172ZM174 202V205L175 204H177V203H175ZM191 202V203H192ZM93 203H95V205H96V208H92V204ZM123 203V202H122ZM121 203V204H122ZM125 203V202H124ZM129 203V202H128ZM142 203V202H141ZM152 203H153V200H152ZM156 203H158V201L156 202ZM161 203V202H160ZM167 203V202H166ZM171 203V202H170ZM187 203V202H186ZM190 202H188V204H189ZM120 204V205H121ZM131 204V203H130ZM132 204H133V202H132ZM135 204V203H134ZM150 204V203H149ZM162 204V203H161ZM165 204V203H164ZM168 204H169V202H168ZM177 204V205H178ZM194 204V205H195ZM4 205V204H3ZM119 205V204H118ZM124 205H126V203L124 204ZM124 205H123V207H124ZM146 205V204H145ZM156 205V204H155ZM158 205H159V203H158ZM163 205V204H162ZM167 205V204H166ZM171 205V207H172V210H173V206H172V204H170ZM174 206V207H178V209H179V206ZM191 205V204H190ZM127 206V208H128V206L129 205H126ZM135 206H136V204H135ZM138 206H139V204H138ZM149 206V205H148ZM157 206V205H156ZM161 206V205H160ZM185 206H187V205H185ZM262 206V205H261ZM92 209V210H90V208ZM116 207V206H115ZM114 207V208H115ZM123 207H121V209H123ZM132 207H133V205H132ZM132 207H131V210H132ZM137 207V206H136ZM144 207V206H143ZM143 207H142V211L144 210L143 209ZM151 207V206H150ZM167 208L169 207L168 205L166 206ZM170 207V208H171ZM262 207H264V206H262ZM113 208V209H114ZM117 208V207H116ZM126 208V207H125ZM125 208H124V210H125ZM140 208V207H139ZM145 208H147L146 206H145ZM170 208H168V209H170ZM184 208V207H183ZM185 208H187V207H185ZM184 208V209H185ZM2 209V208H1ZM119 209V208H118ZM129 210H130V207L128 208ZM127 209V211H129ZM133 209H134V207H133ZM135 209H137V208H135ZM177 209V208H176ZM175 209V210H176ZM181 209V210H180ZM180 209L178 210L179 212H177L176 214H178V213H180V211H183L184 212V209L182 210V208L180 207ZM188 209H190L191 210V208H188ZM4 210V209H3ZM9 210V209H8ZM7 210V211H8ZM11 210V209H10ZM115 210V209H114ZM156 210V209H155ZM161 210H162V207H161ZM252 210V209H251ZM17 211V210H16ZM75 211H76V213L78 212V215L80 216L81 215V218L79 219V217L77 218L76 217V215L74 214L75 213ZM110 210H108V212H109ZM120 211V210H119ZM140 211V210H139ZM142 211H141V213H142ZM147 211V210H146ZM158 211V210H157ZM163 211H165L164 209H163ZM162 211V212H163ZM169 211V213H170V210H168ZM168 211L167 212H165L166 213V215L168 214ZM174 211V210H173ZM173 211H171V212H173ZM177 211V210H176ZM116 212V211H115ZM133 213H134V211H132ZM161 212V211H160ZM175 212V211H174ZM188 212V210L186 211V209H185V213L184 214H186ZM252 212V211H251ZM3 213V212H2ZM1 213V214H2ZM19 213V212H18ZM124 212H122V214H123ZM126 213V212H125ZM141 213H140V215H141ZM182 213V212H181ZM180 213V214H181ZM189 213H191L190 211H189ZM189 213H188V215H189ZM4 214V213H3ZM104 214V213H103ZM116 214V213H115ZM114 214V215H115ZM138 214H139V212H138ZM147 214H149V218H152V216H151V214L148 212ZM159 214H161V213H159ZM159 214H158V216H159ZM174 214V213H173ZM175 214V215H176ZM180 214H178V215H180ZM183 214V213H182ZM252 214V213H251ZM18 215V217H19V214H17ZM117 215V214H116ZM136 215V214H135ZM146 215V214H145ZM174 215V216H175ZM178 215H176V216H178ZM187 215V214H186ZM186 215H184V216H186ZM4 216V215H3ZM2 216V217H3ZM21 216V215H20ZM104 216V215H103ZM119 216V215H118ZM132 216H133V214H132ZM138 216V215H137ZM153 216H155V215H153ZM156 216H157V214H156ZM165 216V215H164ZM181 216V215H180ZM0 218L1 220L3 219V218ZM5 217V216H4ZM116 218H114V219H122V216H121V218H117V216H115ZM126 217H127V214H126ZM133 217H135V216H133ZM140 217V216H139ZM142 217V216H141ZM144 217V216H143ZM166 217V216H165ZM171 217H173L172 216V214H171ZM183 217V216H182ZM182 217L180 218V217H177V218H180V219H182ZM190 217H191V215H190ZM190 217H188L187 216V220L190 218ZM105 217H103V219H104ZM129 218H132V217H129ZM157 218H159V217H157ZM161 218V217H160ZM186 218V217H185ZM184 217H183V219H185ZM102 219V220H103ZM110 219H111V217H110ZM136 219H137V217H136ZM144 219H147V217H144ZM4 220V219H3ZM108 220V219H107ZM112 220V219H111ZM110 220V221H111ZM140 220V219H139ZM143 219H141V221H142ZM149 220V219H148ZM187 220H185V221H187ZM191 220H194V219H192L191 218ZM191 220H190V223H191ZM8 221V220H7ZM104 221V220H103ZM106 221V220H105ZM109 220H108V222H110ZM163 221H164V219H163ZM167 221V219L164 221V225H165V222ZM184 220L182 221V222H180V223H183V222H185ZM10 222V221H9ZM143 222V221H142ZM172 222V221H171ZM177 222V221H176ZM193 222V221H192ZM2 223V222H1ZM136 223H138V221L136 222ZM141 223V222H140ZM139 223V224H140ZM188 223V222H187ZM190 223H188V224H186L185 223V225H186V227H184L183 225H184V223H183V227L185 228V229H189V228H192L191 227V225L192 224H190ZM3 224V223H2ZM4 225V224H3ZM106 225V224H105ZM170 225V224H169ZM177 225H180L179 223H177ZM188 225H190V227L189 228H187V226ZM10 226V225H9ZM181 227V226H180ZM5 228V227H4ZM181 229V228H180ZM183 229V228H182ZM193 229V228H192ZM9 230V229H8ZM175 230H177V229H175ZM191 230V229H190ZM189 230V231H190ZM193 230H195V229H193ZM7 231V230H6ZM5 231V232H6ZM178 231V230H177ZM179 231H181V230H179ZM184 231H186V230H184ZM196 231V230H195ZM194 231V232H195ZM170 232V231H169ZM188 232V231H187ZM194 232L193 233H186V234H192L193 235V237H194V235H196V234H194ZM4 233V232H3ZM182 234L183 232H179V234ZM185 233V232H184ZM184 233H183V235H184ZM171 234V233H170ZM169 234V235H170ZM178 234V235H179ZM199 234V233H198ZM0 235L1 236H3L1 233H0ZM163 235H164V237H163ZM182 235V236H183ZM200 235H202V234H200ZM171 236H172V234H171ZM199 236V235H198ZM184 237H186V239H189L187 236H184ZM192 236H191V240H194L195 241V239H196V236H195V239L193 238ZM200 237V236H199ZM166 238V237H165ZM165 238H164V240H165ZM173 238V237H172ZM180 238H181V235H180ZM198 238V237H197ZM207 238V237H206ZM176 239H178V240H180L179 238H176L175 237V241H176ZM186 239H184L185 241H186V243H187V245L189 244V243H191V241H190V239H189V242L186 240ZM202 239H203V237H202ZM164 240H163V242H164ZM177 240V241H178ZM181 240H183V238H181ZM199 240V239H198ZM197 239H196V241H198ZM200 240H201V238H200ZM204 240V239H203ZM185 241H183V243H185ZM194 241H192V242H194ZM211 242V241H210ZM172 243H174V240H172ZM180 243V242H179ZM182 243V241H181V244H183ZM196 243V242H195ZM194 243V245H192V244H190V246L192 247V246H197L196 244ZM137 244H136V246L135 247H137ZM201 244V243H200ZM199 244V245H200ZM170 245V244H169ZM186 245V244H185ZM187 245H186V247H187ZM198 245V246H199ZM205 245V244H204ZM139 247H140V245H139ZM178 247H180V246H178ZM191 247H188L189 248V251H190V249H191ZM195 247H193V249L195 248ZM259 247H262L261 245L259 246ZM263 247H264V244H263ZM197 248V247H196ZM258 248V247H257ZM133 249V248H132ZM152 249V250H153ZM157 249H158V247H157ZM182 249V248H181ZM200 249V248H199ZM139 250V249H138ZM138 250H137V252H138ZM145 250H142L141 252L139 251L138 253H142L141 255H143L144 254V252H146ZM152 250H150L151 252H153ZM183 250V249H182ZM184 250H185V248H184ZM192 250V249H191ZM181 251V250H180ZM189 251H187V249L185 250V251H183L184 253L185 252H189ZM206 251H207V248H206ZM161 252H163V249H162V251ZM192 252H194V251H192ZM195 252H198V250L196 251L195 250ZM200 252V251H199ZM199 252H198V255H199ZM204 252H205V249H204ZM208 252V251H207ZM206 252V253H207ZM209 252H210V250H209ZM150 253V252H149ZM180 253V252H179ZM182 253V252H181ZM184 253L183 254H181L184 258L185 257H187V256H185L184 255ZM190 253H191V251H190ZM151 254V253H150ZM149 254V255H150ZM196 254V253H195ZM210 254H211V252H210ZM209 254V255H210ZM253 254V253H252ZM74 255V256H73ZM134 255V254H133ZM148 255V256H149ZM152 255V254H151ZM150 255V256H151ZM174 255V254H173ZM192 255V254H191ZM201 255H202V252H201ZM205 254L203 253V255L201 256V258L204 256ZM144 257H145V255H143ZM147 256V257H148ZM179 256V255H178ZM211 256V255H210ZM209 256V259L211 258ZM223 256V255H222ZM140 257H142V256H140ZM176 257V256H175ZM204 257H206V259H207V256H204ZM226 257V256H225ZM251 257V256H250ZM143 258V257H142ZM173 258H174V256H173ZM189 258H190V256H189ZM253 258V257H252ZM144 259V258H143ZM147 259V258H146ZM146 259H144L145 260V262H146ZM150 258L148 257V260H149ZM181 259H182V257H181ZM194 258H193V255H192V258L191 259H189V262H190V260H193ZM206 259H205V261H206ZM249 259V258H248ZM134 260V259H133ZM147 260V261H148ZM169 260H170V258H169ZM178 260V259H177ZM183 260V262H185V264H186V261L188 260V259H182ZM186 260V261H185ZM196 259H194V261H195ZM247 260V259H246ZM250 260V259H249ZM179 261L180 260H178V262H176V261H174L172 264H179ZM197 261V260H196ZM201 261V260H200ZM200 261H198V263H200ZM204 261V258H203V261H201L202 263L203 262H205ZM210 261V260H209ZM181 262V261H180ZM188 262V261H187ZM147 264H149V263H152L151 261L148 263V262H146ZM145 263V264H146ZM190 263H192V261L190 262ZM195 263V262H194ZM197 263V264H198ZM201 263V264H202ZM209 263V262H208ZM207 263V264H208ZM228 263V262H227ZM153 264V263H152ZM171 264V263H170ZM181 264V263H180ZM183 264V263H182ZM188 264V263H187ZM196 264V263H195ZM203 264H205V263H203Z\"/></svg>","mask_w":264,"mask_h":264}]
</instances>
